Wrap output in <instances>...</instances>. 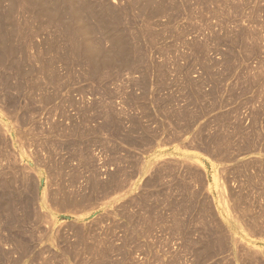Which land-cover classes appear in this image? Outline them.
<instances>
[{
  "label": "rangeland",
  "instance_id": "374dc122",
  "mask_svg": "<svg viewBox=\"0 0 264 264\" xmlns=\"http://www.w3.org/2000/svg\"><path fill=\"white\" fill-rule=\"evenodd\" d=\"M2 1H3V3H2ZM2 1H1L2 9H4V8L7 9V7L9 6V0H7V1L2 0ZM111 1L108 0L110 5L114 4L116 0L114 2L113 1L111 2ZM119 1L122 3L121 5H120ZM119 1L118 0L116 1L117 3L119 2L118 6L116 3L114 4V6L122 8V7L127 6V3L130 1L136 2V0H130V1L129 0H119ZM139 1L140 0H137V2H139ZM185 1H187V2L189 1V2H188V4L183 5L184 3H186ZM229 1L230 0H227V1L226 0H174V2L176 4L173 2V0H172V2L174 4L170 1H167L168 3L170 2L171 4L165 3L167 5V9L169 11L166 9L167 11H165L164 13L169 18H167L163 14L162 17H159L161 19L156 17L158 20L156 18H154V19L148 18V16H147V13H151L153 11V9H154V11L156 10V8H157L155 5L156 3L155 4L151 3L150 6L151 5L152 6L150 8L152 10L148 6L147 8H149V9H148L147 13H145V14H143V13L141 14V12H139V10L133 9V10H135V13L137 15H139V13H140V16L142 19L139 18L140 23L137 22L136 18L134 17L135 13H133V15H132L134 20H131L130 16L128 18H126V15L123 16L125 34H130L129 32H127V27L125 29V24L127 22H128V24L133 25L134 27H136V25H138L137 26L138 28L137 27L135 28V31H136L137 29L143 28L142 27L143 26V24H142L143 18H144V23H146V19H148L147 22L150 21L148 28H146L144 26V29L149 30L148 35H147V33H148L147 30H144L145 31L144 33H143V30H140L139 33H137V35H140V37L138 36L137 39H133V40L131 39L132 43H135V44H133V46L136 45V46H134V47H136L135 49H137L136 52H138L137 58H135L136 63L134 62L132 64V67L131 68L129 67L128 71H127L128 68L124 69V68L113 67L114 70L111 69L108 71L110 73L112 71V74L114 71L113 75L108 73L107 78H105V79L98 78V81H95V82L91 79L95 78L96 76H94V74H92L93 75V77H92L90 75V73L88 72L89 70L91 71L90 68L85 67V70L86 71L88 70L85 73L84 71H82V68H80L79 65L78 66L76 65L77 67L74 66V68L79 69L81 71H78V70L73 71L74 68H72L73 66H71L69 68L72 70L68 69L69 71L68 70L67 71H68V73L71 71H73V72L68 74L67 71L64 70V68L66 69V68H68V66L64 67L63 62L61 63L62 64L61 65L60 62L57 61V59L55 60L54 52H52V50L49 49L50 48L49 45L54 40L56 42L57 36H58L57 41L58 42L61 41V38H59V35H60L58 33L59 31H57V28H56L57 26H53V25L49 26L47 23H45L44 25L48 26L47 28H45V27H41L42 25L40 26V24H38L37 22L32 21V16L30 14V11L32 10L31 8H27L28 13H25V14H23L24 12L21 10H20L21 12H18V14L19 13L20 14L19 15L17 14L16 17L18 18V20H20L19 21V22H21L20 27L23 30L20 29L21 35H16L15 37H13L14 39L12 41V43H13L12 46H14V47L12 50L13 52L12 51L9 52L10 53L9 54L10 59H8L7 58L8 55L2 51V49L4 47H2L1 46L2 44L0 43L1 54L3 53V54H5V56H7L5 58L4 55L2 56L0 54V59H1L0 60V62H1V64H0V76H1V78H0V123L2 124V127L4 126L6 128V126H8L9 128H6V129L10 130V133L8 132L4 138L3 132H5V131L2 130L4 127L0 129V156H1L0 162L3 163V164H0V166H5L7 164L12 165V163L14 162L13 157H16L19 160H22V158H20V156H19L20 153H22V156L24 157V163H22L23 167H27V168H28V166L37 167L35 159L38 158V160H41L40 161V165H41L40 171H41V173H43V176L41 177V173L39 172V178L42 179V183L45 184V185H43L44 186V188H43L44 194H47V196H48L47 200L52 199V198L55 199L54 202L49 201V202H45V204H41V205L33 204V205L27 206L29 208L28 211L31 210V214H36V213L38 214L39 213V215L43 216V220H38V218H40L38 216L37 218L32 217L31 219L28 218L26 221H24V225L28 229V231H30L32 228L35 229V231H33V235H34L33 239L38 241V244H37V248L34 252H29L28 256L22 258L21 264H30L33 257H36V260H37L36 264H106L107 261L108 262L114 261L113 264H121V262H123V264H190L189 262L185 263V261H184L186 259V257H185L186 252H185V249L183 246L185 245L186 239L181 238V236H176L173 239L171 238L170 233L167 230V228L171 224L170 218H168V217H167L168 219L166 218L167 220H161L159 218H156V219H150L149 221L146 222V224L149 225L148 229L147 228L144 229L145 235L149 232V237H148L146 243H149L153 246L152 254L149 253V255H148L146 252L148 250L146 249V247L143 246V241L146 239L145 236H143L141 238L142 243L137 241L136 243H132L131 245H129L127 247L128 252L126 253L125 256H123V254L121 255V253L118 250V246L121 243L123 233H122V231H120V229H118L117 223L124 221L123 216H124L125 212L128 211L129 213H131V210H132V212H135L140 207L142 208V206L137 204V203L136 204L135 203L128 204L126 202L127 201H135V200H133V197H137V196L140 198H142L143 196H146L148 194L153 195L152 197H154V195L158 196L160 194V192H163L164 194H168V193L172 192V193H174L172 196L173 197L176 196L178 198V193H177L176 189H179L181 183H179V181H178L179 177H177V176H180V175H178L179 174L178 173L179 168L176 167V165L179 161L182 162V164L187 165V166H197L198 167L197 170L195 168L196 171H194L193 177H192L193 178L192 184H193L194 188L195 189H201L202 188L204 195L207 198L210 199L211 196L213 195L214 198L216 199V202H217L216 205L218 206L217 212L219 215V221H218L219 223L217 222V219L214 221V223H215V228L216 229L218 228V232H219L218 237H219V240H220L222 246H220V249L218 250L219 252L218 251L216 252L217 255L214 257L213 261L215 260L214 262H216V263L219 262V264H245L246 259L249 256L248 253L252 252L251 250H254L253 251L254 254H252L253 252L250 253L252 256H249L248 260L253 261V262L254 261L258 262L262 259L264 261V193H263L264 192V183H263L264 182L263 181L264 180V173H263L264 163H262V165H260L259 163H261V161L260 162L257 161V160H259V159H257L258 157L259 158L261 157L260 160L263 159V161H264V158H263V156H264V153H263L264 152V147H263L264 146L263 145L264 144V64H263L264 63V9H262V5L264 8V0H232V2L234 1L233 5H232L231 1H230L231 4L229 3ZM238 1H240V2L237 3ZM142 2H143V0H142ZM178 2H180V3H178ZM189 3H190V5H189ZM139 4H140V2H139ZM177 4H179L178 5L179 8L182 6L180 8V10H175L176 8L174 6L171 7V5H175L177 7ZM226 4H230L229 6L230 7L233 6V7L229 8L228 5H226ZM240 4H241V7H239ZM154 5L156 8H154ZM168 5H169V7H168ZM237 6L239 9L237 8ZM184 7H187L189 10L188 9L186 10ZM234 7L237 9L236 10L233 9ZM171 8L174 9L173 10L174 12L172 11ZM259 8H260V10H259ZM6 9L4 12H6ZM28 9L29 10L31 9V10L29 11ZM190 10H192V13L191 12L189 13ZM232 10H234L235 12ZM177 11H178V13H177ZM183 11L185 12L186 16H185V14L182 13ZM172 12H173V15L170 14ZM179 12H181V13H179ZM167 14L168 15L170 14V16H168ZM180 14L182 16H180ZM137 15H135V16L139 17ZM142 15H144V17ZM190 15L192 16L193 19L189 18ZM163 17H165L164 18L165 20L162 19ZM231 17H233V18L235 17V18L232 20ZM172 18H175L178 21L177 20L175 21V19L172 20ZM216 18L218 19V21L221 20V22L220 21L217 22ZM26 19H28L29 22H31L30 25L28 24L29 22ZM81 19L83 20V18H81ZM189 19H191L192 23ZM225 19L226 20L228 19L227 22L225 21ZM24 20L26 21L27 24L24 23L25 22ZM128 20H130V21H128ZM152 20H154V21H152ZM156 20H157V22H156ZM161 20L163 21L164 24L162 23ZM169 20H171V22L169 23L170 25H167ZM230 20H232V21H230ZM125 21H126V23H125ZM158 21L159 22L161 21V22L159 23ZM174 21H175V23H174ZM233 21H234V23H232ZM152 22H153V24H152ZM165 22H166V24H165ZM172 22H173V24H172ZM189 23H191L190 24L191 27H190ZM140 24H142V26ZM154 24H156L155 26L158 25L157 28L153 26ZM159 24H162V26L160 25L162 28L159 26ZM222 24H223V26H222ZM240 24L243 25V26L242 25L240 26L241 28L239 27ZM25 25H27V26H25ZM171 25L172 26L175 25L176 27L174 26V28H173ZM39 26L41 27V30H40V28H38ZM149 27L153 28V29L156 28V29L153 30V29H150ZM158 27H160V28H158ZM163 28H166V29H164V33L162 32L163 33V35H162V33L161 32L158 33V31H160L161 29L163 30ZM171 28H173V29H171ZM187 28H189V29L187 30ZM44 29H46V31ZM52 29L53 30L56 29V30L52 31ZM174 29H176V31L179 33L174 31ZM181 29H182V32L186 31V30L187 31L183 32V34H182ZM240 29H241V33H240ZM25 30H27V31H25ZM151 30H153V31H151ZM156 30H158V31H156ZM166 30L170 31L171 34H169V32ZM135 31L133 34H135ZM191 31H193V32H191ZM47 32L49 33V35ZM211 32H213V33H211ZM51 33H53V34L58 33L59 35L55 34L53 36V37H55V39H54L52 37ZM142 33L145 34L144 39H142L143 36L141 38ZM175 33H176V35L179 34L178 37L181 36L180 37L181 39L178 38L175 35ZM186 33H187V35H186ZM24 34H26V35H24ZM180 34H182L183 36ZM215 34L217 35V37H214ZM237 34L238 35L240 34L239 36H241L243 38L244 37L245 38L250 37L249 40L246 38V40H248L249 42L248 41L246 42L245 38L244 39H241V37L238 38ZM158 35H159V38L157 39ZM184 35H186L188 37L186 38V36H184ZM211 35H212V37H211ZM236 35H237V37L235 39L234 36H236ZM243 35H245V36H243ZM25 36L26 37L28 36V37L26 38ZM146 36H147V38L149 37L148 39H151V37L153 39H151V41L149 40V42H148V40H146L147 42L145 41L146 42L145 43L144 40L147 39V38H145ZM160 36H162V37L160 38ZM16 37L18 39H16ZM19 37H21L22 39L21 38L19 39ZM48 37L49 38L52 37L51 38L52 40L49 39ZM182 37H185V38H182ZM197 37H199V38H197ZM210 37L212 39H210ZM221 37H223V38H221ZM230 37H232L234 39H232ZM139 38H141V39L139 40ZM154 38L156 39V41H154L155 40ZM162 38H163V40H162ZM213 38H216V39L214 40ZM227 38L228 39L230 38L231 42ZM251 38L255 39V41L252 40ZM48 39H49V41H47ZM187 39L190 41H188ZM192 39L194 40V42L197 40L198 43L196 44L197 41L194 43L192 41ZM205 39L208 41V46L210 47V48H208V46L206 47L209 49L208 51L204 46L207 43ZM238 39L239 40L241 39V40L239 41ZM50 40H51V42H50ZM134 40H135V42H134ZM136 40H138V41H136ZM201 40H203V41H201ZM212 40H213V42H212ZM235 40L237 41L238 46L235 42L234 43L235 47L233 48V46L231 44ZM67 41L68 40L64 41L65 45L68 44ZM85 41H86V39H85ZM204 41H205V44H203ZM66 42H67V44H66ZM136 42L137 43L141 42V43L136 44ZM177 42H179L178 45L176 44ZM199 42H201L200 45H199ZM238 42H240L241 44L243 42H246V43L245 44L243 43V45H241ZM153 43H154V45L157 46V47L155 46V49H154ZM155 43H157V44H155ZM228 43L231 47L228 45ZM103 44L104 45L102 47L104 48V46H105L104 51L110 50L107 48L110 46L109 43L106 42ZM143 44H147V45H143ZM139 45H141L140 50H139ZM183 45H185V46H183ZM187 45L191 46V47H188ZM198 45H199V47H198ZM244 45L245 46L247 45V46L245 47ZM59 46H61V45L59 44ZM176 46H178V47H176ZM18 47H20V48H18ZM151 47H152V49H151ZM193 47H194V49H193ZM145 48L148 50H146ZM200 48H202V49H200ZM242 48L244 49L243 51H242ZM245 48L247 51H249V53L247 51H245ZM14 49H16V51ZM203 49H205V50H203ZM211 49H213L214 51ZM240 49H241V51H239ZM19 50H21V52ZM149 50L151 51V53ZM229 50L232 51L229 54L232 57L231 58L228 57V59H225V54L230 52ZM148 51H149V53H148L149 56L146 55L147 53H145ZM152 51H153V53H152ZM237 51H239V53H237ZM11 52H12V54H11ZM19 52H20V54H19ZM161 52L164 55L166 54V52H168L166 54L168 56V58L166 55L165 56L162 55ZM240 52H242V53H240ZM243 52L248 53L247 56H246V54H245V56L244 55L242 56ZM63 53L66 54L65 52H63ZM139 53L140 54L145 53V54H143V55H145V57L143 55H141L142 56L141 57L140 55H138ZM182 53H183V55H182ZM236 53L240 54L242 56V58L244 57L243 60L240 58L241 56L237 55ZM150 54L152 55L151 58H150V56H151ZM184 54H185V56H184ZM249 54H251V55H249ZM235 55L238 57H236ZM162 56L166 57L168 61H164V60H166V58L163 59ZM1 57L4 58V60ZM12 57H14V58H12ZM148 57L151 60H148L149 59ZM169 57H171V58H169ZM175 57H176V59L174 60ZM138 58H140V59H138ZM141 58H143V59H141ZM152 58H154V59H152ZM180 58H181V60H180ZM182 58H185L186 62L184 61L185 59L183 60ZM229 58L231 60H229ZM51 59L52 60L54 59V61H51ZM144 59L147 61H145ZM172 59H173V61L177 62L176 65L179 64V62H180V64L176 66L175 62H173ZM152 60H153V62L156 60L154 63V64H156V66L152 65L153 63H151V65L148 64V63H150L149 61L152 62ZM2 61H3V63L4 62L5 63L3 64ZM46 61H47V63H46ZM138 61L140 62L139 65L137 63ZM162 61H164V62H162ZM226 61H230V62L229 63L227 62V64L225 65ZM8 62H10V63H8ZM52 62L54 65L53 66H52V64H50V65L54 68L53 70L56 71L55 72L56 74L53 73L52 71H51L52 73L50 71H46V70H44L45 72L43 70L41 71V69L44 66H48L49 63H52ZM145 62H147V63H145ZM158 62H161V63H158ZM166 62H168V63H166ZM170 62H171V65H170ZM207 62L209 64L208 67H207V65H208ZM237 62H239V63H237ZM143 63H145V64H143ZM163 63H166L167 65L166 64L163 65ZM204 63L207 65H205ZM55 64L58 66H56ZM142 64L144 66H142ZM160 64H162L164 68H161L162 65H160ZM238 64H240V65H238ZM9 65L10 66L12 65V66L10 67ZM133 65H134V67H133ZM148 65H150V68ZM181 65H182V67L184 66V68L180 67ZM202 65H203V67H202ZM152 66H154V67H152ZM158 66H160V67H158ZM210 66H212L213 69ZM7 67H8V69H7ZM141 67H144V68H141ZM199 67H200V69H199ZM231 67H234V68H231ZM134 68H135V70H134ZM139 68L141 69L140 71L138 70ZM156 68H158L159 71H157L158 69L156 70ZM175 68L176 69L179 68V71H177ZM115 69L120 70V71H116ZM121 69H122V72H121ZM143 69H146V70H143ZM153 69L157 71V73H158V74L156 73L157 75L154 74L155 71ZM203 69L206 70V72L203 71ZM130 70H131L130 73H132V74L129 73ZM165 70H168V71H165ZM210 70H211V72H210ZM123 71L125 73H123ZM133 71L136 74V75L134 74V76H133ZM74 72H75V76L72 77V75H74ZM119 72L122 74H120ZM138 72H140V73L138 74ZM184 72L186 74H184ZM204 72L206 75H204ZM214 72H215V74H214ZM57 73H59V74L57 75ZM126 73L129 75H127ZM145 73H146V75H145ZM147 73L149 75H147ZM76 74L77 75L80 74V76H77ZM150 74H151V76H150ZM178 74L180 77L177 76ZM180 74H182V75H180ZM26 75L28 76L27 79L25 77ZM65 75H67V79H66ZM84 75H86V76L88 75L90 80H88V77H86ZM114 75L117 77L116 80H115L116 77H114ZM125 75H126V77H125ZM160 75L161 76L163 75V77H160ZM187 75H188V77H187ZM215 75H216V77H213ZM2 76H3V78H2ZM7 76L9 77V79H7L8 78ZM50 76L52 78H50ZM81 76H83V77H81ZM99 76H101V75H99ZM123 76H124V78H123ZM129 76L130 77L132 76L131 78H133V79H131ZM140 76H144V78H151V80L146 79L147 80L146 81L144 78L142 79V77H141V79H139ZM153 76H154V78H153ZM166 76H168V77H166ZM211 76L213 78H211ZM23 77H24V80H23ZM29 77H31V78L29 79ZM53 77H54V79L56 78V80H57V83H55V84H54ZM60 77L63 79H58ZM69 77L73 78V80L70 79ZM78 77L79 78L81 77L82 79L81 78L79 79ZM84 77L86 80L84 79ZM111 77L115 80V82H113L114 80ZM121 77H122V79H121ZM128 77L131 80L128 79ZM136 77L137 78L139 77L138 80H136L137 79ZM118 78L121 81H119ZM155 78L158 80V82L159 81L161 82V83L159 82L160 84H162L161 86L159 83H157V80L156 81L154 80ZM178 78H179V80H178ZM187 78H189V79H187ZM214 78H215L214 81L216 83L215 82L212 83ZM216 78H217L219 83H217ZM5 79H7V82H5L6 84L2 82V80L5 81ZM69 79H70V81H69ZM195 79H196V81H195ZM20 80H22V81H20ZM50 80H51V82H50ZM117 80H118V82H117ZM142 80H143V82H142ZM185 80H187V81H185ZM240 80H241V82H240ZM125 81L127 82L126 83L127 88L125 86ZM133 81H135V82L137 81V83L134 84ZM242 81H245V82L247 81V82L243 83ZM129 82L132 85L131 84L129 85ZM150 82H152V83H150ZM176 82H178V83L180 82V83L177 84ZM34 83H35V85L37 83L40 84V85L37 84L38 88H36V86L32 85ZM122 83H124V84H122ZM155 83H157V84H155ZM14 84H18V86L14 85ZM22 84H24V85H22ZM59 84H61V86ZM138 84H139V86H137ZM147 84L149 85V87ZM191 84L193 86H195L196 88H193V86ZM7 85L8 86L10 85V86L8 87ZM52 85H54L55 87L54 86L52 87ZM68 85H69V87H68ZM72 85L74 87L71 90ZM128 85H129V87L130 86L131 87L129 88ZM155 85H157V86L155 87ZM158 85L161 88L160 94H158L159 89H160V88L158 89V87H159ZM11 86H12V88H11ZM39 86H41V87L39 88ZM63 86H67V88L63 87ZM98 86H100V88ZM132 86H133V88H132ZM163 86H165V88H163ZM186 86H187V88H185ZM190 86H191V88H190ZM16 87H17V89H16L17 91L14 90ZM22 87H23V89H22ZM59 87H61V89ZM88 87L90 88V90L88 89ZM92 87H93V90H91ZM117 87H118L119 91H121L122 88H125V89H122V91H121V92H123V91L124 92L118 93ZM120 87H122V88L119 89ZM152 87L153 88L155 87V88L153 89ZM188 87H189V91H188ZM20 88H21V90H20ZM128 88H129V91L127 90ZM131 88H132V90H130ZM142 88L144 89V91H142L143 90ZM212 88H214V91L217 88V90L215 92L216 93L218 92L217 93L218 95L217 94H216V96L214 95L215 92L213 91ZM18 89H19V91H18ZM59 89H60V91H59ZM82 89L84 91H85V89H87L90 92L87 93V91H85V93H84V91H83L82 93H80L81 95L79 93H77V90L79 92H81ZM97 89H99V90H97ZM106 89L108 91H106ZM136 89L141 90V92L137 91ZM201 89H204L205 91L201 90ZM109 90L110 91L114 90L117 92L112 91V93L114 92V94L113 95L110 94L108 96V94L111 93ZM149 90L152 91V93H150ZM209 90L211 91V93H213L212 95H210L211 93L207 94V92H210ZM55 91H58V92L56 93ZM100 91H101V93H100ZM103 91H105L106 93ZM145 91H146V93L148 92V95H146V97L144 95H142L143 92H145ZM190 91H191V93H190ZM66 92H68V93L66 94ZM91 92H93V93H91ZM98 92L101 94V96H99ZM130 92H132L134 95ZM134 92H136V93H134ZM155 92H157V94ZM192 92L196 93V94H193ZM58 93H59V95H58ZM94 93H96V94H94ZM103 93L106 95V97ZM137 93L140 94L139 97L137 96L138 95ZM199 93L202 95H200ZM31 94H32V96H28ZM61 94H62V97H61ZM70 94L73 97H71ZM117 94L122 95V96L119 95L120 99H119V96ZM102 95H104L103 96L104 98L102 97ZM126 95H128V96H126ZM130 95L132 97H134V96L138 97L139 99L133 98L136 101L135 102L132 99V97H130ZM141 95L143 98L141 97ZM150 95H152L153 98ZM203 95H204V97H203ZM208 95H210V97ZM26 96H28V97H26ZM91 96H93L94 99ZM158 96L159 97L161 96V98H159ZM162 96L166 97V99L164 97L162 98ZM29 97H30V99L28 100ZM31 97L33 100L31 99ZM43 97L47 98V99L44 100ZM79 97H80V99H78ZM101 97H102V99H101ZM147 97H149V99H147ZM154 97H156L157 100H155ZM167 97H168V99H167ZM169 97L174 99V100L172 99L173 102L170 100ZM214 97H215V99H217L219 101V103L217 100L214 99ZM8 98H10V100ZM69 98H70V100H69ZM83 98H84V101H83ZM108 98H110V99L107 100ZM4 99H6V100L3 101ZM42 99H43V102H42ZM73 99L74 100L77 99L76 102L77 101L78 102L76 104L75 103L73 104V102H75V101H73ZM103 99L105 100V102ZM123 99H124V101H123ZM128 99H130V100H128ZM201 99H204V100H201ZM207 99H208V101H207ZM47 100H49V101H47ZM65 100L67 101V103L64 102ZM101 100L103 102H101ZM191 100L193 101V103ZM44 101H46V102L44 103ZM92 101H94L95 103H93ZM140 101H142L143 104H144V102L146 104L142 105V102H140ZM147 101H149V102H147ZM203 101H205V102H203ZM68 102L70 104H68ZM128 102H130L131 104ZM155 102H157L156 105H161V107L163 108V109H161V111L163 110V112H164L163 114L167 113L166 116H167L168 120L166 119L165 115H162L165 117V118L164 117L163 118L166 119L167 122L162 121V116H161L162 112L160 111L161 107L159 106L160 108H158V106H156L155 104H152ZM161 102H163V103H161ZM196 102H198L199 104L201 102H203L204 104L198 105V103H196ZM206 102H208L210 104H208V103L206 104ZM102 103H103V105H102ZM111 103H113V106ZM140 103H141V105H140ZM159 103H161V104H159ZM190 103H192V104H190ZM92 104H94V106ZM96 104L98 107L96 106ZM107 104L108 105L111 104V105L108 106ZM125 104H127V105H125ZM129 104H130V106H129ZM170 104H171V106H170ZM71 105H73V106H71ZM104 105H106V106H104ZM133 105L135 108L137 107L136 108L137 111L135 110ZM149 105L150 106L152 105V106L148 108ZM90 106H91V108H90ZM125 106L126 107L129 106L130 108L129 107L126 108ZM138 106L140 107L141 110L138 109ZM146 106H147V108H146ZM199 106H200L201 110H199L200 109ZM26 107L28 109H26ZM121 107H122V109H121ZM156 107L158 108V110H156L157 109ZM183 107H184V109H182ZM105 108H108V109H105ZM142 108L146 109L145 111L147 114H144L145 111H143L144 109H142ZM150 108H151V110L149 111ZM210 108L211 109L213 108V110L216 113L213 110H212L213 112L211 111V113H210L209 112L211 110ZM216 108L218 111L215 110ZM128 109H130V110L128 111ZM168 109H170L171 112L166 111ZM105 110H107L106 111L107 116L110 114L113 115V116L111 115L113 119H111V116L110 117L108 116L110 118V120H108L110 124L109 123L105 124L106 121H103V118H105L104 120H107L106 119L107 116L104 114ZM119 110L122 112L124 111V112L123 113L119 112ZM138 110H139V112H138ZM174 110H175V112L178 111L176 113H178V117L179 118L181 117V119H179L177 117V114H176V116H175V114H173ZM110 111L113 113H110ZM190 111H192V112H190ZM202 111L203 112L205 111L206 114L203 113ZM169 112L173 116H175V119L172 117V115H170ZM258 112H260V113H258ZM99 113H102V114H99ZM128 113H131L130 116H128L129 115ZM151 113L154 114L155 117L157 115H159V116H157L158 118L157 117H156V119L152 118L154 116ZM214 113H215V115H212ZM255 113H257L256 115H258V114H260V115H258V117H257L255 115ZM125 114L126 115L128 114L127 115L128 117ZM136 114L138 117H140V119L141 118L143 119V120L141 119L142 120L140 122L141 125L145 124L144 126L147 125L146 127L149 128V130L152 128L153 130H155V132L157 131L156 134L158 133L157 135H159L160 138L163 137V139H164V142H161L162 140H157V141H159L161 143H169L170 142L168 145H171V144H173V142L175 140H177L179 138L181 139V137H182V141H180V140L178 142L175 141V143H179V144L181 143L182 145L184 144V145H188V146H190L189 144H192L191 147L199 145V144H197V141L194 139L195 135L194 136L192 135L193 131L196 129L195 125L199 124L195 119H197L198 121L200 120V123L205 125V126L207 124L206 120L210 119V120H208V123L211 122L214 124L213 125L209 124V126H208L209 128L206 126L207 128L203 129V133H205V135H207V136L209 135L210 137H208V138H211L212 133L213 134L217 133V131L220 130L219 135L222 136L224 134L223 135L224 139L222 136L223 140H221V142H220L222 145L221 147L225 148V150H231L230 153L232 154V152H233V154H232V156H229V157H224V156L222 157V155H216V156H213L214 158H211V157L204 155L202 152L197 151V150H188V151L184 152L181 150H177L176 148H166V149H162V150H156V152H154V149L157 147V145L154 144L156 141H154L153 143H152V141H149V140L145 141V143L148 142L150 145H152L151 147H150V145L148 147L147 146L148 143L145 144L144 140L139 141L140 139H143V137L141 134L139 136V134H137V132L135 131V130H137V127H135L134 123L136 122V119L138 118L137 117L135 119L134 116H136ZM150 114L152 117H150ZM201 114H202V116H201ZM7 115H8V117L9 116L10 117L14 116V117L12 119L10 117L9 118L7 117L8 120H6L4 117H6ZM147 115H149V116H147ZM179 115H181V116H179ZM182 115L186 117V118L183 117V120H182ZM217 115H219V116H217ZM203 116H205L204 119H203ZM254 116L256 117V119L258 118L257 121H256ZM15 117H16V119H15ZM126 117H127V119H126ZM148 117L152 120H150ZM146 118H148V120ZM14 119H15V121H14ZM17 119H19V120H17ZM25 119H26V121H25ZM122 119H123V121H122ZM169 119L171 120L170 122H169ZM190 119H191V121H190ZM192 119H194L193 124H192ZM115 120H116V123H115ZM137 120L140 121L139 119H137ZM160 120L163 123V126L161 123H159ZM185 120H187V124H186ZM222 120L224 121L223 123L221 122ZM20 121H22L21 124H20ZM110 121H112V122H110ZM132 121H134V122L132 123ZM178 121H179V124H178ZM142 122H143V124H142ZM146 122H148V123L151 122L153 124L151 126V123L147 124ZM168 122L171 125L170 124L167 125ZM172 122L173 123L176 122V123L172 124ZM183 122L185 125L183 124ZM188 122L191 124H189ZM196 122L198 124H196ZM15 123H17L16 125L19 124L18 125L19 129L17 128L16 125H14ZM102 123L105 126L103 125V127H102ZM112 123H114V124H112ZM117 123L119 124V126ZM120 123L123 126L120 125ZM157 123H159L158 126L156 125ZM12 124L14 125V127ZM129 124H131V125H129ZM160 124H161V127H160ZM177 124L179 127L177 126ZM253 124H254V126H253ZM166 125L169 126L168 128H169L170 132L168 129L165 130ZM172 125L175 126L174 128H176L177 131L180 129V132L179 131L176 132V129H174ZM191 125H192V128L194 130H192V128L190 129ZM106 126H107V128H105V130H106L105 131L104 127H106ZM155 126L157 127L156 129H155ZM181 126L184 128L186 126H189V128L187 127L188 129H190V131L188 132L189 134L187 133V135L185 137H183V136L186 134L187 128L184 129V128H181ZM0 127H1V125H0ZM100 127L102 129H99ZM159 127L162 128L163 131H165V132L168 131L169 133L168 132L165 133L163 131L161 132ZM170 127H172V128H170ZM55 128H56V130H55ZM212 128H213V132L211 130ZM11 129H13V130H11ZM118 129H120V131L122 133L119 132ZM124 129H125V131H124ZM128 129H129V132H131V133H128ZM152 129L150 131L153 132V134L155 135V133ZM182 129H184L183 130V134L185 133L184 135H182V133H181ZM206 129L209 130L211 134L210 133L208 134L209 131H207ZM62 130L65 131L66 133L63 132ZM113 130H114V132H116V131L118 132V135H116L115 137L112 134ZM172 131H173V134H170V133H172ZM159 132H160V134H159ZM174 132H176L177 134ZM1 133H2L3 138L1 137ZM67 133H69V134H67ZM76 133L78 135H76ZM101 133H103V134H101ZM163 133L169 134V135H165ZM179 133H181V134H179ZM16 134L19 135V138L21 136L25 142H23V140L21 138L19 139ZM249 134H251V135H249ZM255 134H256V136L259 135V136H257L259 139L255 136ZM65 135L67 136L68 140L65 139L66 138ZM79 135L80 136L83 135L82 138L79 137ZM7 136H9L11 139ZM71 136H73L75 140L72 137L73 140L71 139L69 141V138H71ZM167 136H169V138ZM192 136H193V138H192ZM207 136H205V137H207ZM225 136H228V141H229L228 144H227V140H225ZM252 136H254V138ZM122 137H125V138H122ZM139 137H140V139L138 140ZM97 138H98V140H97ZM167 138L169 139V141ZM255 138H257L256 140H259V141L257 142L255 140ZM26 139H28V140H26ZM130 139H131V142H130ZM134 139L136 141H134ZM166 139H167V141H165ZM184 139H186V140H184ZM192 139H194L196 142H194V140H192ZM250 139H252V140H250ZM36 140L39 142H37ZM53 140H55L56 142ZM187 140L189 141V143H187L188 142ZM198 140H199L198 143L201 142L200 139H198ZM15 141H18V143ZM31 141L33 142V144L31 143ZM47 141L51 142V143H48ZM80 141H82V143ZM91 141H92V143H91ZM223 141L226 143H224ZM246 141H247V143H246ZM58 142H60V143L58 144ZM136 142L143 143L148 148L147 147L145 148V146L143 148L142 144H140V143L138 144ZM203 142H204V144L206 143L205 140ZM203 142H201V143H203ZM253 142H254V144H252ZM47 143L50 145H48ZM132 143L135 145L136 148L133 147ZM37 144H39V145L37 146ZM44 144L46 147H44ZM242 144L244 146L249 144L248 145L249 149L252 148V151L256 149L254 151L255 153L258 151L260 146H262V147H260V149L263 148V150H259V152H257L256 154L252 152V154H254V156L251 153L249 154L246 151H245L246 154H242V153H245L244 151H242L240 153L241 150H239V149L245 148L242 146ZM41 145L45 149L40 147ZM76 145H77L78 149H80L81 146H83L82 147L83 149L81 148L80 150H78L76 148ZM86 145H88L87 149H86ZM50 146H52V147H50ZM131 146H132L134 151L136 149L135 152L139 153L138 154L139 156L135 155L136 153L134 151L132 152ZM256 146H258V148ZM162 147H164V146H162ZM137 148L139 151L137 150ZM141 148L144 149L145 153H144L143 149H141ZM150 148H151V151L149 152L148 150ZM226 148H228V149H226ZM11 150H13L12 159H10L11 157L9 156V154H10L9 151H11ZM70 150H72V151H70ZM235 150H237V151H235ZM260 151H261V155L258 154V153H260ZM3 152H6V153H3ZM70 152H73V154L76 153V155L78 154L77 157H75V155H73ZM236 152L239 154L237 155ZM35 153L37 154L38 157L35 156ZM82 153L84 154V156L86 158L83 156ZM79 154H81V155H79ZM90 154H91V156H89ZM257 154H258V156H257ZM6 155H8V156H6ZM114 155H116L118 158L115 157ZM136 156L138 157V159ZM133 157H134V160L132 161ZM140 157H142V158H140ZM135 158L137 159V161H139V163H142V162H145V163H143L142 165L138 164V162L136 161ZM119 159L121 160V162L119 161ZM139 159L142 161L140 162ZM250 159L251 160L255 159L254 160L255 162L252 160L253 166L248 167L247 165L251 164ZM4 160H5V162H3ZM92 160H93L94 164L92 163ZM79 161H83L84 163L83 162L80 163ZM248 161L250 163H248ZM130 162L134 163L133 164L134 166L131 165ZM164 162L166 163V165L169 164V166H172V169L174 167V169L173 170L171 169L170 171H168L166 173H162V171H159L160 173L158 171L155 172L156 167H158V165H161V166L165 165V164H163ZM168 162H171L172 164L170 165V163H168ZM173 162L176 164H174ZM95 163L97 164V166L101 165L102 167L101 166H99V167H101L102 169L105 168L103 170L101 169L103 176L99 175V174H101L100 171L97 170V172H95L97 169L96 168L97 166ZM114 163H117V164H114ZM243 163H244V165H243ZM255 163L260 165L259 168L256 167L257 165ZM136 164L138 166L141 165V167H143V168L145 165L150 164V165L155 166V170L152 169L151 171L145 170L146 172H141V169H139V172H141V173L137 174L136 168H135ZM116 165H118V167H122L124 171L127 170V172L129 173V174H127V172H122V174H121V175H123V182L125 180L124 183L126 186H127V184H129L128 185L129 188L127 186V188H128V190H127L125 187V190L123 192L125 194L124 195L122 194L123 196H121V195L119 196V194H118L117 195V197L119 196L118 198L116 197L114 192H109L110 189H105V187L103 188L104 185H100L101 182H103V183L109 182V174L107 175L106 173L109 172L110 174H112V172L116 168ZM123 165L125 167H123ZM77 166H78L79 170L77 169ZM81 166H82L83 170L81 169ZM51 167H53V168H51ZM107 167H108V169H107ZM132 167L135 169H132ZM245 167L246 168L248 167L247 169L250 170L252 175H255L258 178V180L255 179V181L259 184V187L255 188L253 190L251 189L252 190L251 193L255 197V200L257 202L256 203H250L248 201H247V203L243 202L245 204H242L239 208L240 211H238L236 208L234 209L235 206H233V205H235L236 202L238 201L237 198L241 197L240 195H243V194L245 195L247 193L246 184H245L246 183V177H245L246 172L244 171V169H246ZM250 168L252 169V171ZM253 168L254 169L258 168V169H256L258 172H256V170H254ZM259 169L262 172L259 171ZM142 171H143V169H142ZM196 172H197V174H196ZM241 173L243 174L244 177L243 176L241 177ZM260 173H262L263 176ZM90 174H93L95 176L93 177ZM58 175H59V177H58ZM105 175H107V176H105ZM130 175H132L133 177ZM249 175L252 176L251 174H249ZM128 176L131 178H129ZM91 177H93V178H91ZM97 177H98V180H95V179H97ZM150 177H152V178H150ZM87 178L90 179L89 183H87L88 182ZM127 178H129V179H127ZM160 178H162V180ZM130 179H131V182L127 183L126 180L130 181ZM159 179L161 180L162 183L163 182L164 183L162 184ZM151 180H154V181H151ZM91 181H93L92 184H90ZM202 181H203V183H202ZM150 182H152V183H150ZM153 182H154V184H153ZM155 182H157L156 184H158V185H156ZM158 182H160V184ZM97 183H98V186H97ZM177 183L180 185L177 186L178 185ZM93 184H95L96 186ZM149 186H151L150 189L148 188ZM99 187H100V189H99ZM156 187H157V190L161 189L162 191H160V190H159L160 192L157 191ZM133 190H134V192H132ZM54 193H55V195H54ZM130 193H131L132 197H130V195H129ZM145 193H146V195H145ZM152 193H154V194H152ZM49 195H52L51 198ZM135 195H137V196H135ZM160 195H162V194H160ZM92 196L94 198H92ZM88 198H90V199H88ZM91 198H92V200H91ZM241 198H243V197H241ZM225 200H226V203L224 202ZM231 200H232V203H234V204L230 203ZM234 200H237V201H234ZM84 202H86V203H84ZM210 202H211V199H210ZM252 204H253V206H252ZM168 205L169 204H160V208L158 210H156V212H163V213L166 212L169 214L171 211H169V209L167 208V207H169ZM247 206H249V207L251 206L252 212L250 214H246V215L241 214V212H246L249 210V207H247ZM249 216H250V218L247 219L246 217H249ZM179 217H181V215H179ZM229 224H231V225L234 224L233 229L230 226H228L229 228L227 227V225H229ZM227 228H228V230H226ZM142 229L143 228H141V230ZM231 229H232V231H229ZM223 230H225V231H223ZM226 231H227V233H226ZM229 232L231 234H233V236ZM4 234L7 235V232L3 231L1 229L0 230V236H5ZM29 236H32V235L30 234ZM26 237H28V236H26ZM3 245L7 249H9L13 252L11 257L7 259L8 264H13L12 263L13 261H9V260L15 259L18 257V252L13 246V241H6ZM46 247H49V252L45 251ZM243 247H244V249H243ZM248 248H250V250ZM246 250H248L250 252L247 251V253H245ZM255 251L259 252V253L261 252V253L260 254L255 253ZM244 254H247V255L243 256ZM40 255H43L45 257L44 260L40 259V257H39ZM189 256H191V255H189ZM258 256H260L261 258L259 257V259H258L257 258ZM253 257H254V259L255 258L256 259L253 260Z\"/></svg>",
  "mask_w": 264,
  "mask_h": 264
},
{
  "label": "bare ground",
  "instance_id": "6f19581e",
  "mask_svg": "<svg viewBox=\"0 0 264 264\" xmlns=\"http://www.w3.org/2000/svg\"><path fill=\"white\" fill-rule=\"evenodd\" d=\"M1 1L2 0H0V43L2 44L1 46L2 47H4L3 49H2V51L5 53V54H7L8 55V57L7 56H5V54H1V52H0V54L3 56H5V58L7 57L8 59H10V51H12L13 50V47L14 46H12V41H13V37H15L16 35H21V30H23V29H21V27H20V23L21 22H19L20 20H18V18L16 17V15L18 14V12H21V11H23L24 13L23 14H25V13H28V11H27V8H31L29 11H30V14H31V16H32V21H35V22H37L38 24H40V26L41 27H45V28H47L48 26H45L44 24L45 23H47L49 26L51 25H53V26H57L56 28H57V31H59L58 33L60 34H58L59 35V38H61V41H57L58 40V36L56 37V42H55V40L54 41H52L51 42V38L56 34H53V33H51V35H52V37L51 38H49V39H51L50 40V50H52V52H54V58H55V60L57 59V61L58 62H60V64L63 62L64 64H63V66L65 67H67L68 66V68H64V70H68V69H70L69 67H71V66H73L72 68H74V66H80V68H82V71H84L85 73L88 71H86L85 70V67L86 68H90L91 69V71L89 70L88 72L90 73V75L93 77V75L92 74H94V76H96L95 78H93V79H91V80H93L94 82L95 81H98V78H102V79H105V78H107V75H108V73H110V72H108L109 70H111V69H113V67H116V68H124V69H126V68H128L127 69V71L129 70V67L131 68L132 67V64L135 62V58H137V53L138 52H136L137 51V49H135L136 47H134V46H136V45H134L133 46V44H135V43H132V40L133 39H137L138 38V36L140 37V35H137V33H139V31L140 30H143V33L145 32L144 30H147V29H144V26L146 27V28H148V26H149V22H147L148 21V19H146V23H144V18H143V26H142V24H140L143 28L142 29H137L136 31H135V28L138 26V25H136V27H134L133 25H130V24H128V22L126 23V21H125V29H126V27H127V32H129L130 34H125V30H124V19H123V16H125L126 15V18H128L129 16H130V19L131 20H134L133 19V13H135V10H133V9H137V10H139V12H141V14L143 13V14H145V13H147V11H148V9L152 6H150V4L151 3H156L155 5H156V7H155V5H154V8H156V10L154 11V9H153V11L151 12V13H147V16H148V18H159V17H162V15L164 14L165 15V11H167L168 9H167V5L166 4H169L170 2H172V0H167V1H170L169 3L166 1V0H143V2H142V0H140L139 2H140V4H139V2H137V0H136V2L138 3H136L135 1H130V2H128L127 3V6H125V7H122V8H120V7H116V6H114V4L116 3L117 4V6H118V3L120 2L119 0V2L117 3L115 0H112L113 2L115 1V3L114 4H112V5H110V3L108 2V0H9V6L7 7V9L6 8H4V9H2V5H1ZM7 1V0H6ZM23 1V2H22ZM111 1V0H110ZM111 1V2H112ZM227 1V0H226ZM231 1V3H232V5H233V2H232V0H230ZM230 1H229V3H230ZM109 4H108V3ZM173 2H174V0H173ZM172 2V3H173ZM184 2V1H183ZM182 2V3H183ZM186 3H184L183 5H185V4H188V2L187 1H185ZM240 1H238L237 3H239ZM2 3H3V1H2ZM166 3V4H165ZM175 3V2H174ZM173 3V4H174ZM178 3H180V2H178ZM181 3V4H182ZM193 3V2H192ZM227 3V2H226ZM230 3V4H231ZM236 3V2H235ZM236 3V4H237ZM122 3L120 2V5H121ZM171 4V3H170ZM176 4V3H175ZM230 4H226V5H228V7L229 8H232V7H230L229 5ZM178 5L179 4H177V7L175 6V5H171V7L172 6H174L176 9L175 10H180V8L182 7L181 5V7L179 8L178 7ZM189 5H190V3H189ZM188 5V6H189ZM192 5V4H191ZM261 5V4H260ZM149 6V8H147ZM187 6V5H186ZM258 6V5H257ZM256 6V7H257ZM168 7H169V5H168ZM173 7V8H174ZM236 7V6H235ZM233 8V9H237L238 8V6H237V8ZM239 7H241V4H240V6ZM153 8V7H152ZM179 8V9H178ZM186 10L188 9L187 7H184ZM5 9H6V12H4L5 11ZM151 9V8H150ZM167 9V10H166ZM172 9V8H171ZM170 9V10H171ZM183 9V8H182ZM239 9V8H238ZM262 9H264L263 8V5H262ZM21 10V11H20ZM152 10V9H151ZM174 9H172V11H173ZM189 10V9H188ZM259 10H260V8H259ZM150 11V10H149ZM169 11V10H168ZM185 11V10H184ZM182 12L183 14H185V12ZM232 11H234V10H232ZM171 12V11H170ZM174 12V11H173ZM173 12L172 13H170L171 15H173ZM192 13V10H190L189 11V13ZM215 12V11H214ZM235 12V11H234ZM169 13V12H168ZM177 13H178V11H177ZM179 13H181V12H179ZM187 13V12H186ZM20 14V13H19ZM18 14V15H19ZM170 14L168 15V16H170ZM135 15H137L136 13L134 14V17L136 18V21L137 22H139V18H141V16H140V13H139V15H137V16H139V17H136ZM161 15V16H160ZM68 16V17H67ZM143 17H144V15H142ZM166 16V15H165ZM180 16H182L181 14H180ZM184 16V15H183ZM185 16H186V14H185ZM216 16V15H215ZM167 17V16H166ZM81 18H83V20L81 19ZM156 18V19H157ZM165 17H163L162 19H164ZM167 18H169V17H167ZM166 18V19H167ZM176 18V17H175ZM175 18H172V20H174ZM178 18V17H177ZM180 18V17H179ZM189 18H192V16L190 15L189 16ZM232 18V20L235 18H233V17H231ZM25 19V18H24ZM142 19V18H141ZM150 19V20H151ZM159 19H161V18H159ZM193 19V18H192ZM217 19V18H216ZM220 19V18H219ZM230 19V18H229ZM23 20V19H22ZM26 20H28V19H26ZM158 20V19H157ZM157 20H156V22H157ZM165 20V19H164ZM177 19H175V21H176ZM190 21H191V19H189ZM228 20V19H227ZM227 20L225 19V21L227 22ZM232 20H230V21H232ZM25 21V20H24ZM128 21H130V20H128ZM141 21V22H142ZM152 21H154V20H152ZM162 21V20H161ZM160 21V22H161ZM167 21V20H166ZM175 21H174V23H175ZM178 21V20H177ZM220 22H221V20H219ZM218 21V19H217V22H219ZM229 21V22H230ZM235 21V20H234ZM234 21L232 22V23H234ZM28 22H29V20H28ZM132 22V21H131ZM159 22V21H158ZM159 22V23H160ZM171 22V20H169L168 21V23H167V25H170L169 23ZM189 22V21H188ZM194 22V21H193ZM24 23H26V21L24 22ZM30 23L31 22H29L28 24L30 25ZM140 23V22H139ZM162 23H163V21H162ZM191 23H192V21H191ZM191 23H189V25L191 24ZM23 24V23H22ZM27 24V23H26ZM146 24V25H145ZM152 24H153V22H152ZM164 24V23H163ZM165 24H166V22H165ZM172 24H173V22H172ZM221 24V23H220ZM24 25V24H23ZM28 25V26H29ZM127 25V26H126ZM139 25V26H140ZM156 24H154L153 26L154 27H156L157 28V26H155ZM162 26V24H159V26ZM166 25V26H167ZM176 25V24H175ZM175 25H171L173 28H174V26ZM193 25V24H192ZM242 24H240L239 25V27L241 26ZM25 26H27V25H25ZM38 27V28H40V30H41V27ZM160 26V27H161ZM177 26V25H176ZM175 26V27H176ZM194 26V25H193ZM222 26H223V24H222ZM243 26V25H242ZM24 27V26H23ZM151 27V26H150ZM149 27V28H150ZM160 27H158V28H160ZM164 27V26H163ZM168 27V26H167ZM166 27V28H167ZM190 27H191V25H190ZM238 27V26H237ZM238 27V28H239ZM54 28V27H53ZM138 28V27H137ZM140 28V27H139ZM155 28V29H156ZM162 28V27H161ZM166 28H163V30L161 29L160 31H158V30H156V31H158V33L159 32H163L164 33V29H166ZM173 28H171V29H173ZM179 28V27H178ZM241 28V27H240ZM243 28V27H242ZM21 29V30H20ZM50 29V28H49ZM150 29H153V28H150ZM155 29H153V30H155ZM169 29V28H168ZM170 29V30H171ZM180 29V28H179ZM178 29V30H179ZM189 28H187V30H188ZM45 31H46V29H44ZM54 30H56V29H54ZM53 29H52V31H54ZM153 30H151V31H153ZM186 30V29H185ZM186 30V31H187ZM239 30V29H238ZM25 31H27V30H25ZM30 31V30H29ZM134 31H135V34H133L134 33ZM148 31V33H147V35L149 34V30H147ZM150 31V32H151ZM166 31H168V30H166ZM172 31V30H171ZM174 31H176V29H174ZM186 31H183V32H186ZM44 32V31H43ZM169 32V34H171V32L170 31H168ZM173 32V31H172ZM177 32V31H176ZM181 32H182V29H181ZM180 32V33H181ZM183 32H182V34H183ZM191 32H193V31H191ZM33 33V32H32ZM48 33V32H47ZM141 34V38H142V36H143V38L142 39H144V35L145 34ZM154 33V32H153ZM157 33V34H158ZM163 33H162V35H163ZM177 33H179V32H177ZM211 33H213V32H211ZM240 33H241V29H240ZM245 33V32H244ZM248 33V32H247ZM56 34V35H57ZM152 34V33H151ZM150 34V35H151ZM168 34V33H167ZM182 34H180V35H182ZM185 34V33H184ZM23 35V34H22ZM24 35H26V34H24ZM28 35V34H27ZM30 35V34H29ZM48 35H49V33H48ZM149 35V36H150ZM156 35V34H155ZM161 35V34H160ZM174 35V34H173ZM175 35H176V33H175ZM186 35H187V33H186ZM186 35H184V36H186ZM214 35V34H213ZM238 35V34H237ZM237 35L236 36H234V38L236 39V37H237ZM240 35V34H239ZM238 35V38L239 37H241V36H239ZM249 35V34H248ZM34 36V35H33ZM152 36V35H151ZM154 36V35H153ZM166 36V35H165ZM169 36V35H168ZM177 37L179 36V34L178 35H176ZM183 36V35H182ZM243 36H245V35H243ZM247 36V35H246ZM22 37V36H21ZM21 37H19V39L21 38ZM26 37V36H25ZM24 37V38H25ZM28 37V36H27ZM26 37V38H27ZM155 37V36H154ZM162 36H160V38H161ZM176 37V38H177ZM181 37V36H180ZM180 37H178V38H180ZM188 36H186V38H187ZM211 37H212V35H211ZM210 37V39H212ZM214 37H217V35L215 34V36ZM219 37V36H218ZM225 37V36H224ZM253 37V36H252ZM54 39H55V37H53ZM141 38H139V40L141 39ZM145 38H147V36L145 37ZM149 38V37H148ZM145 39L144 40V42L146 41V40H148V42H149V40L151 41V39H153L152 37H151V39ZM159 38V35L157 36V39ZM165 38V37H164ZM182 38H185V37H182ZM197 38H199V37H197ZM220 38V37H219ZM221 38H223V37H221ZM230 38H232V37H230ZM230 38L228 39L229 41H230ZM234 38H232V39H234ZM245 38V37H244ZM243 37H241V39H244ZM247 38V37H246ZM246 38H245V40H246ZM249 38L250 37H248L247 39L249 40ZM16 39H18L17 37H16ZM15 39V40H16ZM22 39V38H21ZM49 39L47 40V41H49ZM85 39H86V41H85ZM132 39V40H131ZM155 39V38H154ZM166 39V38H165ZM175 39V38H174ZM181 39V38H180ZM189 39V38H188ZM187 39V40H188ZM195 39V38H194ZM201 39V38H200ZM214 40L216 39V38H213ZM240 39V40H241ZM252 39V38H251ZM250 39V40H251ZM66 40H68L67 42H68V44H67V42H66V44L67 45H65L64 43V41H66ZM160 40V39H159ZM162 40H163V38H162ZM176 40V39H175ZM183 40V39H182ZM206 40V39H205ZM218 40V39H217ZM221 40V39H220ZM225 40V39H224ZM227 40V41H228ZM239 40V39H238ZM239 40V41H240ZM248 40H246V42L248 41ZM252 40H254L255 41V39H252ZM25 41V40H24ZM28 41V40H27ZM32 41V40H31ZM136 41H138V40H136ZM153 41V40H152ZM154 41H156V39L154 40ZM161 41V40H160ZM159 41V42H160ZM179 41V40H178ZM188 41H190V40H188ZM187 41V42H188ZM192 41L194 42V40L192 39ZM197 41V40H196ZM195 41V42H196ZM200 41V40H199ZM201 41H203V40H201ZM16 42V41H15ZM63 42V43H62ZM109 43L110 44V46L109 47H107L108 49H110V50H108V51H104V48H105V46H104V48L102 47L104 44L103 43ZM134 42H135V40H134ZM143 42V41H142ZM143 42V43H144ZM147 42V41H146ZM145 42V43H146ZM176 42V41H175ZM180 42V41H179ZM179 42H177L176 44L178 45V43ZM185 42V41H184ZM194 42V43H195ZM206 45H204L205 46V48L208 46V41L206 40ZM212 42H213V40H212ZM216 42V41H215ZM231 42V41H230ZM236 42V44H237V41L235 40L231 45L233 46V48L235 47V45H234V43ZM246 42H243L244 44L246 43ZM249 42V41H248ZM27 43V42H26ZM138 43H141V42H138ZM137 42H136V44H138ZM174 43V42H173ZM172 43V44H173ZM181 43V42H180ZM189 43V42H188ZM187 43V44H188ZM198 43V41L196 42V44ZM203 43V42H202ZM238 43H240V42H238ZM243 43L241 44V45H243ZM15 44V43H14ZM59 44L61 45V46H59ZM149 44V43H148ZM155 44H157V43H155ZM159 44V43H158ZM191 44V43H190ZM189 44V45H190ZM201 44V42H199V45ZM203 44H205V41H204V43ZM248 44V43H247ZM23 45V44H22ZM96 45V46H95ZM143 45H147V44H143ZM150 45V44H149ZM153 45H154V43H153ZM160 45V44H159ZM162 45V44H161ZM175 45V44H174ZM180 45V44H179ZM182 45V44H181ZM194 45V44H193ZM192 45V46H193ZM199 45H198V47H199ZM228 45H229V43H228ZM6 46V47H5ZM18 46V45H17ZM20 46V45H19ZM68 46V47H67ZM140 46L141 45H139V50H140ZM155 46L156 45H154V49H155ZM183 46H185V45H183ZM188 46V45H187ZM197 46V45H196ZM203 46V45H202ZM201 46V47H202ZM211 46V45H210ZM230 46V45H229ZM237 46H238V44H237ZM240 46V45H239ZM245 46V45H244ZM247 46V45H246ZM245 46V47H246ZM250 46V45H249ZM150 47V46H149ZM153 47V46H152ZM152 47H151V49H152ZM157 47V46H156ZM176 47H178V46H176ZM188 47H191V46H188ZM197 47V48H198ZM228 47V46H227ZM231 47V46H230ZM18 48H20V47H18ZM24 48V47H23ZM138 48V47H137ZM147 48V47H146ZM145 48V49H146ZM175 48V47H174ZM196 48V49H197ZM203 48V47H202ZM202 48H200V49H202ZM208 48H210L209 46H208ZM208 48H206L207 49V51L209 50ZM248 48V47H247ZM11 49V50H10ZM143 49V48H142ZM141 49V50H142ZM153 49V50H154ZM193 49H194V47H193ZM230 49V48H229ZM15 51H16V49H14ZM25 50V49H24ZM146 50H148V49H146ZM203 50H205V49H203ZM202 50V51H203ZM211 50H213V49H211ZM244 49L242 48V51H243ZM20 52H21V50H19ZM150 51V50H149ZM149 51L148 52H145V53H147L146 55H148V53H149ZM180 51V50H179ZM199 51V50H198ZM214 51V50H213ZM212 51V52H213ZM230 51V50H229ZM239 51H241V49L239 50ZM239 51H237V53H239ZM245 51H247L246 50V48H245ZM13 52V51H12ZM12 52H11V54H12ZM20 52H19V54H20ZM63 52H65L66 54H64ZM140 52V51H139ZM143 52V51H142ZM160 52V51H159ZM232 51H230V52H228V53H226L225 54V59H228V57H232V56H230L229 54L231 53ZM248 53H249V51H247ZM15 53V52H14ZM145 53H142V54H138V55H143V54H145ZM150 53H151V51H150ZM152 53H153V51H152ZM164 53V52H163ZM168 52H166V54H167ZM180 53V52H179ZM198 53V52H197ZM206 53V52H205ZM236 53V54H237ZM240 53H242V52H240ZM248 53H245V52H243V54H242V56L244 55L245 56V54H246V56H247V54ZM18 54V53H17ZM23 54V53H22ZM161 54H162V52H161ZM165 54V55H166ZM187 54V53H186ZM210 54V53H209ZM15 55V54H14ZM151 55V54H150ZM162 55H164V54H162ZM164 55V56H165ZM172 55V54H171ZM175 55V54H174ZM178 55V54H177ZM182 55H183V53H182ZM233 55V54H232ZM237 55H240V54H237ZM249 55H251V54H249ZM248 55V56H249ZM144 57H145V55H143ZM149 56V55H148ZM167 56V55H166ZM184 56H185V54H184ZM236 56V55H235ZM241 56V55H240ZM239 56V57H240ZM242 56L240 57L242 60H243V58H242ZM17 57V56H16ZM139 57V56H138ZM142 57V56H141ZM143 57V58H144ZM152 57V55L150 56V58ZM163 57V56H162ZM179 57V56H178ZM181 57V56H180ZM236 57H238V56H236ZM2 58V57H1ZM12 58H14V57H12ZM53 58V57H52ZM143 58H141V59H143ZM149 58V57H148ZM148 59V60H151V59ZM164 58H166V57H163V59ZM167 58H168V56H167ZM167 58H166V60H164V61H168L167 60ZM169 58H171V57H169ZM173 58V57H172ZM229 58V60H231ZM3 60H4V58H2ZM138 59H140V58H138ZM152 59H154V58H152ZM156 59V58H155ZM176 59V57L174 58V60ZM183 60L185 59V58H182ZM246 59V58H245ZM1 60V59H0ZM17 60V59H16ZM145 60V59H144ZM143 60V61H144ZM157 60V59H156ZM155 60V61H156ZM170 60V59H169ZM178 60V59H177ZM180 60H181V58H180ZM182 60V61H183ZM6 61V60H5ZM50 61V60H49ZM51 61H54V59L52 60L51 59ZM65 61V62H64ZM140 61V60H139ZM137 62L138 63V65H139V63L141 62ZM145 61H147V60H145ZM155 61L153 62V60H152V62L151 61H149L150 63H148V64H150L151 65V63H153L152 65H155L156 66V64H154L155 63ZM164 61H162V62H164ZM172 61H173V59H172ZM181 61V62H182ZM185 62H186V59L184 60ZM57 62V63H58ZM173 62H175V61H173ZM201 62V61H200ZM227 62L229 63L230 61H226L225 62V65L227 64ZM2 63H3V61H2ZM5 63V62H4ZM3 63V64H4ZM8 63H10V62H8ZM45 63V62H44ZM43 63V64H44ZM46 63H47V61H46ZM136 63V62H135ZM145 63H147V62H145ZM145 63H143V64H145ZM158 63H161V62H158ZM166 63H168V62H166ZM166 63H163V65H165ZM176 63L177 62H175V65H176ZM237 63H239V62H237ZM0 64H1V62H0ZM13 64V63H12ZM50 64H52V66L54 65L53 64V62L52 63H49V65ZM142 64V66H144ZM174 64V63H173ZM172 64V65H173ZM179 64H180V62H179ZM179 64H177V65H179ZM201 64V63H200ZM205 64V63H204ZM203 64V65H204ZM207 64H208V62H207ZM207 64H205V65H207ZM264 64V63H263ZM45 65V64H44ZM48 65V64H47ZM44 66L42 69H41V71L43 70H46V71H52L53 73H55L56 71H54L53 69V67L50 65V66ZM56 65V64H55ZM62 65V64H61ZM137 65V66H138ZM147 65V64H146ZM145 65V66H146ZM150 65H148L149 66V68H150ZM160 65H162V64H160ZM163 65H162V67L161 68H164L163 67ZM167 65V64H166ZM170 65H171V62H170ZM169 65V66H170ZM176 65V66H177ZM195 65V64H194ZM203 65H202V67H203ZM238 65H240V64H238ZM10 66V65H9ZM12 66V65H11ZM10 66V67H11ZM56 66H58V65H56ZM76 66V67H77ZM175 66V67H176ZM197 66V65H196ZM209 66V64L207 65V67ZM234 66V65H233ZM23 67V66H22ZM42 67V66H41ZM61 67V66H60ZM133 67H134V65H133ZM139 67V66H138ZM147 67V66H146ZM152 67H154V66H152ZM151 67V68H152ZM158 67H160V66H158ZM180 67H182V65L180 66ZM195 67V66H194ZM193 67V68H194ZM201 67V66H200ZM200 67H199V69H200ZM205 67V66H204ZM211 68H212V66H210ZM230 67V66H229ZM263 67V66H262ZM17 68V67H16ZM19 68V67H18ZM58 68V67H57ZM56 68V69H57ZM79 68V67H78ZM141 68H144V67H141ZM148 68V67H147ZM160 68V69H161ZM171 68V67H170ZM182 68H184V66L182 67ZM196 68V67H195ZM210 68V69H211ZM231 68H234V67H231ZM236 68V67H235ZM7 69H8V67H7ZM55 69V70H56ZM60 69V68H59ZM62 69V68H61ZM158 68H156V70H157ZM167 69V68H166ZM169 69V68H168ZM176 69V68H175ZM186 69V68H185ZM184 69V70H185ZM198 69V70H199ZM208 69V68H207ZM213 69V68H212ZM18 70V69H17ZM20 70V69H19ZM70 70H72V69H70ZM75 70H78V71H81V70H79V69H75L74 68V70L73 71H75ZM114 70V69H113ZM116 70V69H115ZM134 70H135V68H134ZM139 71L141 70L140 68L138 69ZM143 70H146V69H143ZM154 70V69H153ZM156 70H154L155 71V75H157L158 73H157V71H159V69L156 71ZM174 70V69H173ZM177 71H179V68L178 69H176ZM175 70V71H176ZM181 70V69H180ZM190 70V69H189ZM196 70V69H195ZM209 70V69H208ZM227 70V69H226ZM24 71V70H23ZM69 71V70H68ZM68 71H67V73H68ZM73 71H71V72H69L68 74H70V73H72ZM116 71H120V70H116ZM126 71V70H125ZM126 71V72H127ZM148 71V70H147ZM152 71V70H151ZM165 71H168V70H165ZM192 71V70H191ZM203 71H205L206 72V70H204L203 69ZM228 71V70H227ZM32 72V71H31ZM45 72V71H44ZM51 72V73H52ZM121 72H122V69H121ZM131 72V70L129 71V73ZM150 72V71H149ZM148 72V73H149ZM153 72V71H152ZM162 72V71H161ZM170 72V71H169ZM168 72V73H169ZM193 72V71H192ZM205 72H204V75H206L205 74ZM210 72H211V70H210ZM230 72V71H229ZM23 73V72H22ZM66 73V72H65ZM81 73V72H80ZM117 73V72H116ZM115 73V74H116ZM120 73V72H119ZM123 73H125L124 71H123ZM140 72H138V74H139ZM147 73V75H149ZM157 73V74H156ZM167 73V72H166ZM165 73V74H166ZM172 73V72H171ZM178 73V72H177ZM190 73V72H189ZM56 74V73H55ZM54 74V75H55ZM59 73H57V75H58ZM82 74V73H81ZM84 74V73H83ZM88 74V73H87ZM101 75V76H99V75ZM111 75H113L114 74V71H113V74H112V71H111V73H110ZM120 74H122V73H120ZM127 74V73H126ZM130 74H132V73H130ZM134 74H135V72L133 71V76H134ZM152 74V73H151ZM151 74H150V76H151ZM153 74V75H154ZM164 74V73H163ZM183 74V73H182ZM182 74H180V75H182ZM184 74H186L185 72H184ZM183 74V75H184ZM214 74H215V72H214ZM17 75V74H16ZM21 75V74H20ZM28 75V74H27ZM25 76L26 77V79H27V77L28 76ZM72 75V74H71ZM77 75V74H76ZM117 75V74H116ZM124 75V74H123ZM127 75H129V74H127ZM136 75V74H135ZM144 75V74H143ZM145 75H146V73H145ZM154 75V76H155ZM167 75V74H166ZM209 75V74H208ZM4 76V75H3ZM3 76H2V78H3ZM23 76V75H22ZM66 76V79H67V75H65ZM69 76V75H68ZM73 76H75V72H74V75H72V77ZM77 76H80V74H78ZM84 76H86V75H84ZM121 76V75H120ZM154 76H153V78H154ZM169 76V75H168ZM168 76H166V77H168ZM176 76V75H175ZM178 77H180L179 76V74L177 75ZM176 76V77H177ZM185 76V75H184ZM210 76V75H209ZM5 77V76H4ZM8 77V76H7ZM12 77V76H11ZM18 77V76H17ZM81 77H83V76H81ZM80 77V78H81ZM86 77H88V75L86 76ZM109 77V76H108ZM114 77H116L115 75H114ZM125 77H126V75H125ZM130 77V76H129ZM128 77V79H130ZM141 77H142V79L144 78V76H140V78L139 79H141ZM146 77V76H145ZM149 77V76H148ZM159 77V76H158ZM160 77H163V75L161 76L160 75ZM171 77V76H170ZM182 77V76H181ZM186 77V76H185ZM187 77H188V75H187ZM213 77H216V75L215 76H213ZM212 76H211V78H213ZM0 78H1V76H0ZM20 78V77H19ZM31 77H29V79H30ZM50 78H52L51 76H50ZM70 78V77H69ZM76 78V77H75ZM79 78V77H78ZM79 78V79H80ZM112 78V77H111ZM123 78H124V76H123ZM137 78V77H136ZM135 78V79H136ZM138 78L136 79V80H138ZM210 78V77H209ZM7 79H9V77L7 78ZM7 79H5V81H3L2 80V82L3 83H5V82H7ZM11 79V78H10ZM22 79V78H21ZM28 79V80H29ZM53 79H54V77H53ZM52 79V80H53ZM58 79H63V78H58ZM70 79H72L73 80V78H70ZM70 79H69V81H70ZM82 79V78H81ZM84 79H85V77H84ZM113 79V78H112ZM117 79V77L115 78V80ZM121 79H122V77H121ZM131 79H133V78H131ZM130 79V80H131ZM145 80L146 79H150L151 80V78H144ZM172 79V78H171ZM187 79H189V78H187ZM191 79V78H190ZM243 79V78H242ZM19 80V79H18ZM23 80H24V77H23ZM86 80V79H85ZM88 80H90L89 79V77H88ZM114 80V79H113ZM115 80L113 81V82H115ZM118 80L119 81H121L119 78H118ZM118 80H117V82H118ZM155 81L157 80L156 78L154 79ZM163 80V79H162ZM177 80V79H176ZM178 80H179V78H178ZM181 80V79H180ZM215 80V78L213 79V81H212V83L213 82H215L214 81ZM216 80H217V78H216ZM9 81V80H8ZM13 81V80H12ZM20 81H22V80H20ZM26 81V80H25ZM63 81V80H62ZM101 81V80H100ZM99 81V82H100ZM127 81V80H126ZM125 81V86H126V82ZM147 81V80H146ZM149 81V80H148ZM154 81V82H155ZM166 81V80H165ZM184 81V80H183ZM185 81H187V80H185ZM189 81V80H188ZM195 81H196V79H195ZM18 82V81H17ZM50 82H51V80H50ZM59 82V81H58ZM68 82V81H67ZM134 82V84L135 83H137V81L135 82V81H133ZM142 82H143V80H142ZM153 82V83H154ZM160 82V81H159ZM158 82V80H157V83H159ZM190 82V81H189ZM240 82H241V80H240ZM243 83H246L245 81H242ZM24 83V82H23ZM55 83H57V80H56V78L54 79V84ZM63 83V82H62ZM141 83V82H140ZM145 83V82H144ZM150 83H152V82H150ZM157 83H155V84H157ZM161 83V82H160ZM159 83V84H160ZM177 84H179L178 82H176ZM183 83V82H182ZM185 83V82H184ZM187 83V82H186ZM201 83V82H200ZM199 83V84H200ZM216 83V82H215ZM217 83H219L218 82V80H217ZM6 84V83H5ZM12 84V83H11ZM21 84V83H20ZM38 85H40L39 83H37ZM37 84L35 85V83L34 84H32V85H34V86H36V88H38L37 87ZM67 84V83H66ZM122 84H124V83H122ZM131 83L129 82V85H130ZM165 84V83H164ZM167 84V83H166ZM193 84V83H192ZM191 84V85H192ZM202 84V83H201ZM14 85H17L18 86V84H14ZM22 85H24V84H22ZM60 86H61V84H59ZM63 85V84H62ZM65 85V84H64ZM71 85V84H70ZM129 85H128V87H129ZM132 85V84H131ZM148 85V84H147ZM151 85V84H150ZM162 84H160V86H161ZM184 85V84H183ZM182 85V86H183ZM187 85V84H186ZM190 85V84H189ZM188 85V86H189ZM204 85V84H203ZM216 85V84H215ZM246 85V84H245ZM8 86V85H7ZM10 86V85H9ZM8 86V87H9ZM54 85H52V87H53ZM124 86V87H125ZM134 86V85H133ZM133 86H132V88H133ZM137 86H139V84L137 85ZM157 85H155V87H156ZM159 86V85H158ZM160 86L158 87V89L160 88ZM193 86V85H192ZM214 86V85H213ZM212 86V87H213ZM15 87V86H14ZM41 86H39V88H40ZM55 87V86H54ZM58 87V86H57ZM56 87V88H57ZM63 87H66L67 88V86H63ZM68 87H69V85H68ZM71 87V86H70ZM74 86L72 85V87H71V90H72V88H73ZM99 88H100V86H98ZM123 87V86H122ZM122 87H120L119 89H121ZM131 87V86H130ZM129 87V88H130ZM135 87V86H134ZM148 87H149V85H148ZM154 87V88H155ZM168 87V86H167ZM166 87V88H167ZM219 87V86H218ZM6 88V87H5ZM4 88V89H5ZM11 88H12V86H11ZM60 89H61V87H59ZM126 88H127V86H126ZM129 88L127 89L128 91H129ZM132 88L130 89V90H132ZM144 88V87H143ZM142 88V89H143ZM146 88V87H145ZM153 88V87H152ZM153 88V89H154ZM163 88H165V86H163ZM185 88H187V86L185 87ZM190 88H191V86H190ZM193 88H196L195 86H193ZM14 89V88H13ZM17 89V87L14 89V90H16ZM22 89H23V87H22ZM35 89V88H34ZM60 89H59V91H60ZM65 89V88H64ZM88 89L90 90V88L88 87ZM95 89V88H94ZM114 89V88H113ZM122 89H125V88H122ZM122 89H121V91H122ZM138 89V88H137ZM136 89V90H137ZM148 89V88H147ZM146 89V90H147ZM198 89V88H197ZM213 89V91H214V88H212ZM219 89V88H218ZM20 90H21V88H20ZM36 90V89H35ZM63 90V89H62ZM67 90V89H66ZM65 90V91H66ZM91 90H93V87L91 88ZM97 90H99V89H97ZM116 90V89H115ZM117 90H118V87H117ZM160 90H161V88L159 89V93L158 94H160ZM164 90V89H163ZM201 90H204V89H201ZM216 90H217V88H216ZM215 90V91H216ZM10 91V90H9ZM17 91V90H16ZM18 91H19V89H18ZM74 91V90H73ZM84 90L82 89V91L81 92H79L78 90H77V93H82ZM85 91H87V93L88 92H90V91H88L87 89H85ZM85 91H84V93H85ZM106 91H108L107 89H106ZM110 91V90H109ZM112 91H114V90H112ZM112 91H110L111 93H109L108 94V96L110 95V94H114V92H117V91H114L113 93H112ZM121 91H119L118 90V93H123V92H121ZM135 91V90H134ZM137 91H140L141 92V90H137ZM142 91H144V89L142 90ZM157 91V90H156ZM181 91V90H180ZM188 91H189V87H188ZM187 91V92H188ZM205 91V90H204ZM210 91V90H209ZM214 91V92H215ZM56 93L58 92V91H55ZM75 92V91H74ZM103 92H105V91H103ZM133 92V91H132ZM132 92H130V93H132ZM149 92L150 93H152V91H150L149 90ZM158 92V91H157ZM157 92H155L156 94H157ZM184 92V91H183ZM200 92V91H199ZM55 93V94H56ZM68 92H66V94H67ZM73 93V92H72ZM91 93H93V92H91ZM99 93V92H98ZM100 93H101V91H100ZM99 93V96H101V94ZM106 93V92H105ZM134 93H136V92H134ZM154 93V92H153ZM190 93H191V91H190ZM193 93V92H192ZM203 93V92H202ZM210 94L211 93V91L210 92H207V94ZM218 93V92H217ZM216 92H215V96H216V94H217ZM94 94H96V93H94ZM93 94V95H94ZM104 94V93H103ZM133 94V93H132ZM138 94V93H137ZM193 94H196V93H193ZM200 94V93H199ZM204 94V93H203ZM206 94V95H207ZM213 93H211L210 95H212ZM27 95V94H26ZM58 95H59V93H58ZM57 95V96H58ZM74 95V94H73ZM78 95V94H77ZM81 95V94H80ZM90 95V94H89ZM92 95V94H91ZM105 95V94H104ZM104 95H102V97L104 96ZM118 96L119 95H121V94H117ZM116 95V96H117ZM125 95V94H124ZM134 95V94H133ZM139 95L140 94H138L137 96L139 97ZM142 95H144L145 97H146V95H148V92L146 93V91L145 92H143V94ZM142 95H141V97H142ZM153 95V94H152ZM152 95H150L151 97H152ZM198 95V94H197ZM200 95H202V94H200ZM210 95H208L209 97H210ZM213 95V96H214ZM218 95V94H217ZM28 96H32V94L31 95H28ZM28 96H26V97H28ZM70 96H71V94H70ZM95 96V95H94ZM97 96V95H96ZM98 96V97H99ZM122 96V95H121ZM126 96H128V95H126ZM149 96V97H150ZM156 96V95H155ZM207 96V97H208ZM61 97H62V94H61ZM60 97V98H61ZM64 97V96H63ZM67 97V96H66ZM69 97V96H68ZM71 97H73V96H71ZM75 97V96H74ZM91 97H93V96H91ZM102 97H101V99H102ZM105 97H106V95H105ZM125 97V96H124ZM130 97H132L131 95H130ZM138 97H132V99L133 98H138ZM149 97H147V99H149ZM157 97V96H156ZM156 97H154L155 98V100H157V98ZM159 97V96H158ZM164 96H162V98H163ZM189 97V96H188ZM202 97V96H201ZM203 97H204V95H203ZM202 97V98H203ZM206 97V98H207ZM49 98V97H48ZM65 98V97H64ZM90 98V97H89ZM104 98V97H103ZM123 98V97H122ZM143 98V97H142ZM153 98V97H152ZM151 98V99H152ZM159 98H161V96L159 97ZM158 98V99H159ZM165 99H166V97H164ZM170 98V100L172 101V99L173 98H171V97H169ZM195 98V97H194ZM212 98V97H211ZM217 98V97H216ZM3 99V98H2ZM9 100H10V98H8ZM30 99V97L28 98V100ZM31 99H32V97H31ZM35 99V98H34ZM43 99L45 100V99H47V98H44L43 97ZM43 99H42V102H43ZM57 99V98H56ZM78 99H80V97L78 98ZM92 99V98H91ZM93 99H94V97H93ZM110 98H108L107 100H109ZM119 99H120V96H119ZM139 99V98H138ZM146 99V98H145ZM150 99V100H151ZM167 99H168V97H167ZM213 99V98H212ZM214 99H215V97H214ZM219 99V98H218ZM6 99H4L3 101H5ZM33 100V99H32ZM36 100V99H35ZM51 100V99H50ZM60 100V99H59ZM69 100H70V98H69ZM72 100V99H71ZM77 100V99H76ZM76 100H74L73 99V101H75V102H73V104L75 103H77L76 102ZM97 100V99H96ZM104 100V99H103ZM128 100H130V99H128ZM127 100V101H128ZM134 100V99H133ZM142 100V99H141ZM149 100V101H150ZM169 100V101H170ZM174 100V99H173ZM195 100V99H194ZM201 100H204V99H201ZM200 100V101H201ZM206 100V99H205ZM215 100H217V99H215ZM2 101V102H3ZM47 101H49V100H47ZM83 101H84V98H83ZM82 101V102H83ZM111 101V100H110ZM123 101H124V99H123ZM135 101V100H134ZM145 101V100H144ZM149 101H147V102H149ZM153 101V100H152ZM192 101V100H191ZM207 101H208V99H207ZM218 101V100H217ZM10 102V101H9ZM30 102V101H29ZM46 101H44V103H45ZM64 102H66L67 103V101L65 100ZM72 102V101H71ZM93 103H95L94 101H92ZM100 102V101H99ZM101 102H103L102 100H101ZM104 102H105V100H104ZM107 102V101H106ZM132 102V101H131ZM136 102V101H135ZM140 102H142V101H140ZM159 102V101H158ZM165 102V101H164ZM167 102V101H166ZM173 102V101H172ZM203 102H205V101H203ZM203 102H201L200 104L198 103V102H196V103H198V105H201V104H204ZM213 102V101H212ZM91 103V102H90ZM97 103V102H96ZM108 103V102H107ZM125 103V102H124ZM128 103H130V102H128ZM161 103H163V102H161ZM161 103H159V104H161ZM168 103V102H167ZM171 103V102H170ZM175 103V102H174ZM192 103H193V101H192ZM192 103H190V104H192ZM208 102H206V104H207ZM218 103H219V101H218ZM68 104H70L69 102H68ZM98 104V103H97ZM97 104H96V106H97ZM112 104V106H113V103H111ZM111 104H109V105H111ZM131 104V103H130ZM130 104H129V106H130ZM134 104V103H133ZM138 104V103H137ZM144 104H146L145 102H144ZM143 104V102H142V105H144ZM151 104V103H150ZM152 104H157V102H155V103H152ZM166 104V103H165ZM173 104V103H172ZM208 104H210V103H208ZM215 104V103H214ZM79 105V104H78ZM93 106H94V104H92ZM102 105H103V103H102ZM101 105V106H102ZM108 105V104H107ZM108 105V106H109ZM117 105V104H116ZM122 105V104H121ZM124 105V104H123ZM125 105H127V104H125ZM140 105H141V103H140ZM218 105V104H217ZM71 106H73V105H71ZM100 106V107H101ZM104 106H106V105H104ZM115 106V105H114ZM129 106H127V107H129ZM137 106V105H136ZM152 106V105H151ZM150 105L148 106V108L149 107H151ZM156 106H158V108H160L161 107V105H156ZM160 106V107H159ZM170 106H171V104H170ZM176 106V105H175ZM98 107V106H97ZM126 107V106H125ZM126 107V108H127ZM133 107H134V105H133ZM132 107V108H133ZM145 107V106H144ZM190 107V106H189ZM194 107V106H193ZM90 108H91V106H90ZM103 108V107H102ZM109 108V107H108ZM108 108H105V109H108ZM114 108V107H113ZM125 108V109H126ZM130 108V107H129ZM135 108V107H134ZM137 108V107H136ZM136 108H135V110H136ZM146 108H147V106H146ZM157 108V107H156ZM155 108V109H156ZM158 108L156 109V110H158ZM175 108V107H174ZM195 108V107H194ZM199 108H200V106H199ZM215 108V107H214ZM219 108V107H218ZM26 109H28L27 107H26ZM121 109H122V107H121ZM138 109H140V107L138 106ZM142 109H144V108H142ZM161 109H163L162 107L160 108V111H161ZM182 109H184V107L182 108ZM211 109V108H210ZM110 110V109H109ZM108 110V111H109ZM113 110V109H112ZM130 109H128V111H129ZM141 110V109H140ZM146 109H144L143 111H145ZM151 110V108L149 109V111ZM165 110V109H164ZM187 110V109H186ZM190 110V109H189ZM199 110H201V108L199 109ZM205 110V109H204ZM207 110V109H206ZM209 110V109H208ZM213 110V108L209 111L210 113H211V111ZM215 110H217V108L215 109ZM106 111L107 110H105V112H104V114L106 115L107 113H106ZM127 111V112H128ZM137 111V110H136ZM148 111V110H147ZM155 111V110H154ZM166 111H170V109H168V110H166ZM165 111V112H166ZM188 111V110H187ZM214 111V110H213ZM212 111V112H213ZM218 111V110H217ZM101 112V111H100ZM119 112H122V111H120L119 110ZM118 112V113H119ZM124 112V111H123ZM122 112V113H123ZM132 112V111H131ZM138 112H139V110H138ZM157 112V111H156ZM162 112V114H161V116L162 115H165V117H166V119H167V113L166 114H163L164 112H163V110L161 111ZM171 112V111H170ZM169 112V113H170ZM176 112H178V111H176ZM175 112V110H174V112H173V114H175V116H176V114H177V117H178V113H176ZM190 112H192V111H190ZM194 112V111H193ZM203 112V111H202ZM208 112V111H207ZM215 112V111H214ZM25 113V112H24ZM23 113V114H24ZM98 113V112H97ZM103 113V112H102ZM102 113H99V114H102ZM110 113H113V112H111L110 111ZM116 113V112H115ZM184 113V112H183ZM187 113V112H186ZM203 113H205V111L203 112ZM202 113V114H203ZM209 113V114H210ZM216 113V112H215ZM215 113L214 114H212V115H215ZM258 113H260V112H258ZM26 114V113H25ZM109 114V113H108ZM120 114V113H119ZM129 114V115H128ZM127 115L128 116H130V114L131 113H128ZM134 114V113H133ZM138 114V113H137ZM137 114H136V116H134L135 117V119L138 117L137 116ZM141 114V113H140ZM144 114H147L146 113V111H145V113ZM152 114V113H151ZM151 114H150V117H152L151 116ZM156 114V113H155ZM180 114V113H179ZM185 114V113H184ZM183 114V115H184ZM192 114V113H191ZM194 114V113H193ZM202 114H201V116H202ZM206 114V113H205ZM257 113H255V115H256ZM112 114H110V115H108L109 117L111 116ZM126 115V114H125ZM126 115V116H127ZM139 115V114H138ZM154 117H152V118H154V119H156V117L157 116H159V115H157L156 117H155V115L154 114H152ZM170 115H172L171 113H170ZM182 115V120H183V117L184 118H186L185 116H183ZM258 115H260V114H258ZM258 115H256L257 117H258ZM25 116V115H24ZM107 116V115H106ZM107 116V120H104L105 118H103V121H106L105 122V124H107V123H109V121L108 120H110V118ZM113 116V115H112ZM112 116H111V119H113L112 118ZM127 116V117H128ZM132 116V115H131ZM140 116V115H139ZM144 116V115H143ZM147 116H149V115H147ZM175 116H173L172 115V117L175 119ZM179 116H181V115H179ZM191 116V115H190ZM217 116H219V115H217ZM4 117V116H3ZM7 117H8V115L6 116V117H4L6 120H8L7 119ZM10 117V116H9ZM8 117V118H9ZM14 117V116H13ZM13 117H10L11 119L13 118ZM17 117V116H16ZM16 117H15V119H16ZM19 117V116H18ZM103 117V116H102ZM105 117V116H104ZM127 117H126V119H127ZM142 117V116H141ZM145 117V116H144ZM143 117V118H144ZM164 116H162V121H166V119H164L163 118ZM192 117V116H191ZM204 117L205 116H203V119H204ZM222 117V116H221ZM220 117V118H221ZM255 117V116H254ZM123 118V117H122ZM133 118V117H132ZM149 118V117H148ZM148 118H146L147 120H148ZM158 118V117H157ZM172 118V119H173ZM179 118V117H178ZM208 118V117H207ZM224 118V117H223ZM15 119H14V121H15ZM21 119V118H20ZM23 119V118H22ZM137 119H139L140 121H138ZM136 119V122L134 123V125H135V127H137V130H135L136 132H137V134H139V136H140V134L142 135V137H143V139H140V137L138 138V140L139 141H142V140H144V143H145V141H152V143L154 142V141H156L154 144H156L157 145V147L154 149V152H156V150H162V149H166V148H176L177 150H181V151H188V150H197V151H200V152H202L204 155H207V156H209V157H211V158H214L213 156H216V155H222V157L224 156V157H229V156H232V154H233V152H232V154L230 153V151L231 150H225V148H222L221 146V140H223L224 139V134L222 135L223 136V139H222V136H220L219 134V132H220V130L219 131H217V133H212V137L211 138H208V137H210L209 135L207 136V135H205V133H203V129H205V128H207L208 126H209V124L211 125H213L214 123H211L210 121V123H208V120H210V119H208V120H206L207 121V124H206V126L205 125H203V124H201L200 123V120L198 121L197 119H195L197 122H196V124H198V125H195L196 126V129L194 130L193 128H192V125L190 126V129L192 128V130H194L193 131V133H192V135L194 136V139L197 141V144H199V145H197V146H194V147H191L192 146V144H189L190 146H188V145H182L181 143L179 144V143H175V141H182V137H181V139L179 138V139H177V140H175L174 142H173V144H171V145H168L169 143H161V142H164V139H163V137L162 138H160L159 137V135H157L156 134V132H155V130H153L152 128V130L154 131V133H155V135L153 134V132H151L150 130H149V128H147L146 126H144V125H141L140 124V122L143 120L142 118V120L140 119V117H138ZM145 119V120H146ZM150 119V118H149ZM164 119V120H163ZM179 119H181V117L179 118ZM202 119V120H203ZM255 119H256V117H255ZM258 119V118H257ZM257 119H256V121H257ZM17 120H19V119H17ZM121 120V119H120ZM150 120H152V119H150ZM158 120V119H157ZM156 120V121H157ZM168 120V119H167ZM194 119H192V124H193V121ZM212 120V119H211ZM215 120V119H214ZM13 121V120H12ZM23 121V120H22ZM22 121H20V124H21V122ZM25 121H26V119H25ZM108 121V122H107ZM122 121H123V119H122ZM155 121V122H156ZM171 120L169 119V122H170ZM175 121V120H174ZM186 121V124H187V120H185ZM184 121V122H185ZM190 121H191V119H190ZM254 121V120H253ZM24 122V121H23ZM110 122H112V121H110ZM121 122V121H120ZM128 122V121H127ZM134 121H132V123H133ZM153 122V121H152ZM167 122V121H166ZM168 122V124L167 125H169L170 123ZM184 122H183V124H184ZM222 123L224 122L223 120L221 121ZM220 122V123H221ZM115 123H116V120H115ZM147 124H150V123H148V122H146ZM159 123H161L162 124V126H163V123L161 122V120L159 121ZM159 123H157L156 125L158 126L159 125ZM176 123V122H175ZM175 123H173L172 122V124H175ZM181 123V122H180ZM189 123V122H188ZM255 123V122H254ZM257 123V122H256ZM17 123H15L14 125H16ZM110 124V123H109ZM112 124H114V123H112ZM118 124V123H117ZM142 124H143V122H142ZM152 124L153 123H151V126H152ZM161 124H160V127H161ZM178 124H179V121H178ZM178 124H177V126H178ZM189 124H191V123H189ZM205 124V123H204ZM0 125H1V127H0V129L1 128H3L2 127V124L0 123ZM4 125V124H3ZM13 125V124H12ZM14 125H13V127H14ZM19 125V124H18ZM18 125H16L17 126V128H18ZM103 123H102V127H103ZM116 125V124H115ZM120 125H122L121 123H120ZM129 125H131V124H129ZM133 125V124H132ZM166 125V127H165V130H169V126H167ZM171 125V124H170ZM185 125V124H184ZM200 125V126H199ZM22 126V125H21ZM105 126V125H104ZM109 126V125H108ZM118 126H119V124H118ZM123 126V125H122ZM173 126V125H172ZM194 126V127H195ZM253 126H254V124H253ZM130 127V126H129ZM150 127V126H149ZM159 127V128H160ZM175 126H173V128H174ZM179 127V126H178ZM189 128V126H186L185 128ZM6 128H9L8 126H6ZM5 127L2 129L3 131H5V132H3L4 133V138H5V136L7 135V133L9 132L10 133V130L9 129H6ZM16 128V127H15ZM105 128H107V126L106 127H104V130H105ZM109 128V127H108ZM116 128V127H115ZM119 128V127H118ZM121 128V127H120ZM123 128V127H122ZM125 128V127H124ZM131 128V127H130ZM157 127L155 126V129H156ZM170 128H172V127H170ZM181 128H184V127H182L181 126ZM184 128V129H185ZM187 128V130H186V134L184 135L183 134V130L184 129H182V135H184L183 137H185L186 135H187V133L190 131V129H188ZM209 128V127H208ZM253 128V127H252ZM19 129V128H18ZM99 129H102L101 127L99 128ZM134 129V128H133ZM174 129H176V128H174ZM220 129V128H219ZM254 129V128H253ZM11 130H13V129H11ZM55 130H56V128H55ZM83 130V129H82ZM117 130V129H116ZM119 130V132H121L120 131V129H118ZM122 130V129H121ZM160 130H161V132L163 131L162 130V128H160ZM159 130V131H160ZM172 130V129H171ZM207 130V129H206ZM212 130V132H213V128L211 129ZM17 131V130H16ZM63 131V130H62ZM106 131V130H105ZM124 131H125V129H124ZM179 132H180V129L178 130ZM177 131V129H176V132H178ZM207 131H209V130H207ZM252 131V130H251ZM2 132V131H1ZM63 132H65V131H63ZM72 132V131H71ZM82 132V131H81ZM109 132V131H108ZM107 132V133H108ZM111 132V131H110ZM163 132H165V131H163ZM166 132H168V131H166ZM165 132V133H166ZM169 132H170V130H169ZM168 132V133H169ZM176 132H174V133H176ZM192 132V131H191ZM206 132V131H205ZM257 132V131H256ZM12 133V132H11ZM66 133V132H65ZM105 133V132H104ZM106 133V134H107ZM122 133V132H121ZM124 133V132H123ZM127 133V132H126ZM128 133H131V132H129V129H128ZM165 133H163V134H165ZM181 133H179V134H181ZM210 133V131L208 132V134ZM252 133V132H251ZM255 133V132H254ZM21 134V133H20ZM67 134H69V133H67ZM101 134H103V133H101ZM112 134H113V136L115 137L116 135H118V132L116 131V132H114V130H113V132H112ZM159 134H160V132H159ZM170 134H173V131H172V133H170ZM177 134V133H176ZM175 134V135H176ZM189 134V133H188ZM211 134V133H210ZM253 134V133H252ZM257 134V133H256ZM256 134H255V136H256ZM17 135V134H16ZM74 135V134H73ZM76 135H78L77 133H76ZM165 135H169V134H165ZM174 135V136H175ZM204 135V136H203ZM249 135H251V134H249ZM66 136V135H65ZM69 136V135H68ZM75 136V135H74ZM82 136L83 135H79V137H81L82 138ZM135 136V135H134ZM138 136V135H137ZM136 136V137H137ZM158 136V137H157ZM164 136V135H163ZM193 136H192V138H193ZM205 136H207V137H205ZM245 136V135H244ZM257 136H259V135H257ZM256 136V137H257ZM1 137L3 138V136H2V133H1ZM7 137H9V136H7ZM17 137L19 138V135H17ZM72 137L73 136H71V138H69V141L72 139ZM87 137V136H86ZM168 138H169V136H167ZM246 137V136H245ZM253 138H254V136H252ZM10 138V137H9ZM8 138V139H9ZM20 138L22 139V137L20 136ZM19 138V139H20ZM24 138V137H23ZM122 138H125V137H122ZM128 138V137H127ZM167 138V139H168ZM171 138V137H170ZM242 138V137H241ZM251 138V137H250ZM252 138V139H253ZM258 138V137H257ZM257 138H255V140L257 139ZM11 139V138H10ZM33 139V138H32ZM65 139H67L68 140V138H67V136H66V138ZM73 139H74V137H73ZM72 139V140H73ZM95 139V138H94ZM104 139V138H103ZM129 139V138H128ZM167 139L165 140V141H167ZM194 139H192V140H194ZM198 139H200V141L201 142H203L204 140H205V144H204V142L203 143H201V142H199L198 143ZM244 139V138H243ZM247 139V138H246ZM252 139H250V140H252ZM259 139V138H258ZM261 139V138H260ZM6 140V139H5ZM4 140V141H5ZM23 140V142H25L24 141V139H22ZM26 140H28V139H26ZM75 140V139H74ZM79 140V139H78ZM82 140V139H81ZM88 140V139H87ZM93 140V139H92ZM97 140H98V138H97ZM157 140H162L161 142H159V141H157ZM171 140V139H170ZM184 140H186V139H184ZM189 140V139H188ZM187 140V141H188ZM194 140V142H196ZM225 140H227V144L229 143V141H228V136H225ZM224 140V141H225ZM248 140V139H247ZM254 140V141H255ZM11 141V140H10ZM35 141V140H34ZM37 141V140H36ZM53 141H55V140H53ZM126 141V140H125ZM133 141V140H132ZM134 141H136L135 139H134ZM168 141H169V139H168ZM223 141V142H224ZM257 142L259 141V140H256ZM6 142V141H5ZM15 142H17L18 143V141H15ZM14 142V143H15ZM37 142H39V141H37ZM48 142V141H47ZM56 142V141H55ZM81 143H82V141H80ZM127 142V141H126ZM130 142H131V139H130ZM185 142V141H184ZM193 142V143H194ZM256 142V143H257ZM11 143V142H10ZM16 143V144H17ZM22 143V142H21ZM31 143L33 144V142L31 141ZM48 143H51V142H48ZM47 143V144H48ZM60 142H58V144H59ZM78 143V142H77ZM80 143V144H81ZM88 143V142H87ZM91 143H92V141H91ZM136 143H138V142H136ZM140 143V142H139ZM138 143V144H139ZM146 143H148V142H146ZM145 143V144H146ZM183 143V142H182ZM187 143H189V141L187 142ZM224 143H226V142H224ZM246 143H247V141H246ZM12 144V143H11ZM10 144V145H11ZM41 144V143H40ZM46 144V143H45ZM45 144H44V147H46L45 146ZM57 144V143H56ZM68 144V143H67ZM90 144V143H89ZM127 144V143H126ZM133 144V143H132ZM140 144H142V147L144 148V146H145V144H143V143H140ZM196 144V143H195ZM250 144V143H249ZM249 144H245L246 146H244L243 144H242V146L243 147H245V148H241V149H239V150H241L240 151V153L242 152V151H246V152H248L249 154L251 153L252 154V152L253 153H255L254 151L256 150H253L252 151V148L251 149H249V147H248V145ZM252 144H254V142L252 143ZM258 144V143H257ZM39 144H37V146H38ZM48 145H50V144H48ZM79 145V144H78ZM149 143H148V147H149ZM259 145V144H258ZM264 145V144H263ZM81 146V145H80ZM87 146L88 145H86V149H87ZM90 146V145H89ZM129 146V145H128ZM141 146V145H140ZM147 146H145V148L147 147ZM152 145H150V147H151ZM155 146V145H154ZM162 146H164V147H162ZM252 146V145H251ZM250 146V147H251ZM12 147V146H11ZM40 147H42V148H44L42 145L40 146ZM50 147H52V146H50ZM54 147V146H53ZM69 147V146H68ZM83 146H81V148H82ZM133 147H135V145L133 144ZM147 147V148H148ZM257 148H258V146H256ZM260 147H262V146H260ZM260 147H259V149H258V151L257 152H259V150H263V148L262 149H260ZM264 147V146H263ZM48 148V147H47ZM70 148V147H69ZM75 148V147H74ZM76 148L78 149V147H77V145H76ZM80 148V149H81ZM136 148V147H135ZM140 148V147H139ZM143 148H141V149H143ZM153 148V147H152ZM255 148V147H254ZM40 149V148H39ZM45 149V148H44ZM80 149H78V150H80ZM83 149V148H82ZM85 149V148H84ZM140 149V150H141ZM226 149H228V148H226ZM2 150V149H1ZM4 150V149H3ZM7 150V149H6ZM14 150V149H13ZM13 150H11V151H9L10 152V154H9V156L11 157L10 159H12V157H13ZM131 150H132V152L134 151L133 150V148H132V146H131ZM137 150H138V148H137ZM70 151H72V150H70ZM85 151V150H84ZM135 151H136V149H135ZM134 151V152H135ZM139 151V150H138ZM143 151H144V149H143ZM142 151V152H143ZM149 152L151 151V148L148 150ZM235 151H237V150H235ZM2 152V151H1ZM246 152L245 153H242V154H246ZM256 152V153H257ZM3 153H6V152H3ZM8 153V152H7ZM70 153H72L73 154V152H70ZM75 153V152H74ZM136 153V152H135ZM144 153H145V151H144ZM143 153V154H144ZM237 153V152H236ZM255 153V154H256ZM264 153V152H263ZM19 154V153H18ZM83 154V153H82ZM139 153H136L135 155H138ZM235 154V153H234ZM239 153H237V155H238ZM258 154H260L261 155V151H260V153H258ZM258 154H257V156H258ZM73 155H75V157H77V155H76V153L75 154H73ZM72 155V156H73ZM79 155H81V154H79ZM253 156H254V154H252ZM251 155V156H252ZM263 155V154H262ZM6 156H8V155H6ZM19 156H20V158H22V160H19L18 158H16V157H13V163H12V165L10 164V165H5V166H0V230L2 229L3 231H6L7 232V235H5V236H0V264H8V261H7V259L8 258H10L11 257V255L13 254V252L11 251V250H9V249H7L3 244L6 242V241H13V246H14V248L17 250V252H18V257L17 258H15V259H11V260H9V261H13L12 263L13 264H21V262H22V258H24V257H26V256H28V254H29V252H34L35 250H36V248H37V244H38V241H36V240H34L33 239V231H35V229H31L30 231H28V229L25 227V225H24V221H26L28 218L29 219H31L32 217H40V218H38V220H43V216L42 215H39V213L37 214L36 212V214H31V210L30 211H28V207L27 206H29V205H33V204H35V205H41V204H45V202H49V201H52V202H54V200L55 199H48L47 200V194H44V191H43V188H44V186L43 185H45V184H43L42 183V179H40L39 178V172L41 173V165H40V161L41 160H38V158L37 159H35L36 160V164H37V167H32V166H28V168L27 167H23L22 166V163H24V157L22 156V153H20L19 154ZM35 156H37V154L35 153ZM83 156H84V154H83ZM89 156H91V154L89 155ZM88 156V157H89ZM115 157H117L116 155H114ZM133 156V155H132ZM139 156V155H138ZM1 157V156H0ZM38 157V156H37ZM74 157V156H73ZM80 157V156H79ZM85 157V156H84ZM137 157V156H136ZM72 158V157H71ZM86 158V157H85ZM114 158V157H113ZM118 158V157H117ZM140 158H142V157H140ZM261 158V157H260ZM260 158L258 157L257 159H259V160H257V161H261V163H259L260 165H262V163H264V161H263V159L262 160H260ZM263 158H264V156H263ZM75 159V158H74ZM121 159V158H120ZM119 159V161L121 162V160ZM136 159V158H135ZM137 159H138V157H137ZM137 159H136V161H137ZM145 159V158H144ZM191 159V158H190ZM118 160V159H117ZM134 160V157H133V159H132V161ZM140 160V159H139ZM251 160V159H250ZM253 160V159H252ZM250 161L251 162V164H249V165H247L248 167H251V166H253L252 165V162L255 160H253V161ZM8 161V160H7ZM111 161V160H110ZM116 161V160H115ZM114 161V162H115ZM130 161V160H129ZM142 160H140V162H141ZM256 161V162H257ZM3 162H5V160L3 161ZM72 162V161H71ZM80 163H82L83 161H79ZM103 162V161H102ZM118 162V161H117ZM135 162V161H134ZM138 162V164H143V163H145V162H142V163H139V161H137ZM136 162V163H137ZM148 162V161H147ZM249 161H248V163H250ZM255 162V161H254ZM8 163V162H7ZM69 163V162H68ZM84 163V162H83ZM92 163H93V160H92ZM112 163V162H111ZM131 163V162H130ZM168 163H170V165L172 164L171 162H168ZM174 163V162H173ZM179 163V164H178ZM177 163V165H176V167H178L179 169H178V175H180V176H177V177H179V179H178V181H179V183H181V185L180 184H178L177 186H179L180 185V187H179V189H176L177 190V193H178V198L176 197V196H172L174 193H172V192H170V193H168V194H164L163 192H160V191H162L161 189H159V190H157V187H156V190L157 191H159L160 192V194H162V195H158V196H155L154 195V197H152L153 195H151V194H148V195H146V193H145V195L146 196H141L142 198H140V197H138L137 195H135V196H137V197H133V200H135V201H127L126 203H128V204H130V203H137V204H139V205H141L142 206V208L140 209H138L137 211H135V212H132V210H131V213H129L128 211L127 212H125L124 213V216H123V218H124V221H121V222H118L117 223V227H118V229H120V231H122V233H123V236H122V239H121V243H120V245L118 246V250H119V252L121 253V255L123 254V256H125L126 255V253L128 252L127 251V247L129 246V245H131L132 243H136L137 241H139V242H141L142 243V237L143 236H145L146 237V239L143 241V246L144 247H146V249L148 250V251H146L147 252V254L149 255V253L150 254H152V251H153V246L151 245V244H149V243H146V241H147V239H148V237H149V232L145 235V230L144 229H148V226L149 225H147L146 224V222L147 221H149L150 219H156V218H159V219H161V220H167L168 218H170V221H171V224L169 225V227L167 228V230L169 231V233H170V236H171V238L173 239V238H175L176 236H181V238H184V239H186V242H185V245L183 246L184 247V249H185V254H186V259L184 260L185 261V263L186 262H189L190 264H219V262H214L213 261V259H214V257L217 255L216 254V252L220 249V246H222L221 245V242H220V240H219V235H218V228L216 229L215 228V223H214V221L216 220V212H215V208L216 209H218V206L216 205V199L214 198V196L212 195L211 196V202H210V199L209 198H207L205 195H204V192H203V190H202V188L201 189H195L194 188V186H193V184H192V182H193V173H194V171H196L197 169H198V167L197 166H187V165H184V164H182V162H178ZM0 164H3V163H1L0 162ZM6 164V163H5ZM94 164V163H93ZM96 164V163H95ZM100 164V163H99ZM102 164V163H101ZM114 164H117V163H114ZM134 163H131V165H133ZM163 164H165L164 166L162 165H158V167H156V170H155V166H153V165H150V164H147V165H145L144 166V168L143 167H141V165H135L136 167V172H137V174L138 173H141V172H146L145 170H149V171H151L152 169L153 170H155V172L156 171H162V173H166V172H168V171H170L171 169H172V166H169V164H167L166 165V163L164 162ZM174 164H176V163H174ZM254 164V163H253ZM256 164V163H255ZM20 165V166H19ZM88 165V164H87ZM130 165V164H129ZM243 165H244V163H243ZM242 165V166H243ZM257 165V166H256ZM255 166L256 167H258L259 168V166L260 165H258V164H256ZM49 166V165H48ZM96 166H97V164H96ZM99 166H101V165H99ZM99 166H97L96 168V171L95 172H97V170L98 171H100V173L101 174H99V175H102V170L103 169H105V168H101V167H99ZM104 166V165H103ZM122 166V165H121ZM134 166V165H133ZM123 167H125L124 165H123ZM247 167V168H248ZM51 168H53V167H51ZM62 168V167H61ZM131 168V167H130ZM135 168H133L132 167V169H135ZM195 168H196V170H195ZM246 168V167H245ZM244 169V171L246 172V190H247V193L244 195H240L241 197H243V198H237L238 199V201L237 200H234V201H237L236 202V204L235 205H233V206H235L234 207V209L236 208L238 211H240L239 210V208H240V206L242 205V204H245V203H243V202H246L247 203V201L248 202H250V203H256L257 201L255 200V197L252 195V193H251V191L253 190V189H255V188H257V187H259V184L255 181V179H257L258 180V178L255 176V175H252V173L250 172V170H248V169ZM258 168H256V169H258ZM77 169L79 170V168H78V166H77ZM81 169H82V166H81ZM80 169V170H81ZM102 169V170H101ZM107 169H108V167H107ZM110 169V168H109ZM125 169V168H124ZM127 169V168H126ZM129 169V168H128ZM139 169H141V172H139ZM142 169H143V171H142ZM173 169H174V167H173ZM172 169V170H173ZM177 169V168H176ZM251 169V168H250ZM254 169V168H253ZM256 169H254V170H256ZM261 169V168H260ZM259 169V171H261ZM65 170V169H64ZM72 170V169H71ZM83 170V169H82ZM94 170V169H93ZM92 170V171H93ZM263 170H264V166H263ZM12 171V172H11ZM77 171V170H76ZM75 171V172H76ZM176 171V170H175ZM238 171V170H237ZM243 171V172H244ZM251 171H252V169H251ZM54 172V171H53ZM73 172V171H72ZM94 172V173H95ZM104 172V171H103ZM122 172H127V170H123V168L122 167H118V165H116V168H115V170L112 172V174H110L109 172L108 173H106L107 175L109 174V182L108 183H103V182H101V184L100 185H104L103 186V188L105 187V189H110L109 190V192H114V194L116 195V197H117V195L119 194V196L121 195V196H123L125 193H123L124 192V190H125V187H126V189L128 190V188H129V184H127V186H128V188H127V186L125 185V180H124V182H123V175H121L122 174ZM131 172V171H130ZM240 172V171H239ZM242 172V171H241ZM244 172V173H245ZM250 172V173H249ZM256 172H258L257 170H256ZM262 172V171H261ZM15 173V174H14ZM66 173V172H65ZM64 173V174H65ZM91 173V172H90ZM135 173V172H134ZM160 173V172H159ZM263 173H264V171H263ZM51 174V173H50ZM53 174V173H52ZM59 174V173H58ZM73 174V173H72ZM105 174V173H104ZM125 174V173H124ZM127 174H129L128 172H127ZM136 174V173H135ZM144 174V173H143ZM196 174H197V172H196ZM249 174H251L252 176H250ZM261 175H262V173H260ZM89 175V174H88ZM90 175H92L93 177L95 176V175H93V174H90ZM107 175H105V176H107ZM133 175V174H132ZM132 175H130V176H132ZM162 175V174H161ZM258 175V174H257ZM43 176V173H41V177ZM103 176V175H102ZM243 176V174L241 173V177ZM263 176V175H262ZM58 177H59V175H58ZM87 177V176H86ZM93 177H91V178H93ZM129 177V176H128ZM133 177V176H132ZM244 177V176H243ZM90 178V177H89ZM129 178H131V177H129ZM129 178H127V179H129ZM150 178H152V177H150ZM56 179V178H55ZM88 179V178H87ZM133 179V178H132ZM161 180H162V178H160ZM159 179V180H160ZM89 180L90 179H88V182L87 183H89ZM95 180H98V177H97V179H95ZM150 180V179H149ZM158 180V181H159ZM161 180H160V182H161ZM165 180V179H164ZM177 180V179H176ZM133 181V180H132ZM151 181H154V180H151ZM264 181V180H263ZM92 182L93 181H91V183L90 184H92ZM126 182L128 183H130L131 182V179H130V181H127L126 180ZM160 182H158L159 184H160ZM150 183H152V182H150ZM157 182H155V184H156ZM162 183V182H161ZM164 183V182H163ZM162 183V184H163ZM202 183H203V181H202ZM262 183V182H261ZM264 183V182H263ZM262 183V184H263ZM153 184H154V182H153ZM93 185H95V184H93ZM156 185H158V184H156ZM261 185V184H260ZM96 186V185H95ZM97 186H98V183H97ZM153 186V185H152ZM93 187V186H92ZM102 187V186H101ZM150 187L151 186H149L148 188L150 189ZM160 188V187H159ZM261 188V187H260ZM99 189H100V187H99ZM148 189V190H149ZM152 189V188H151ZM155 189V188H154ZM252 189V190H251ZM262 190V189H261ZM100 191V190H99ZM46 192V191H45ZM101 192V191H100ZM132 192H134V190L132 191ZM131 192V193H132ZM145 192V191H144ZM72 193V192H71ZM131 193L129 194L130 195V197H132L131 196ZM158 193V192H157ZM264 193V192H263ZM53 194V193H52ZM94 194V193H93ZM123 194V195H122ZM152 194H154V193H152ZM156 194V193H155ZM54 195H55V193H54ZM75 195V194H74ZM91 195V194H90ZM102 195V194H101ZM134 195V194H133ZM144 195V194H143ZM50 196V198H51V196L52 195H49ZM100 196V195H99ZM118 196V197H119ZM117 197V198H118ZM127 197V196H126ZM87 198V197H86ZM92 198H94L93 196H92ZM92 198H91V200H92ZM84 199V198H83ZM88 199H90V198H88ZM80 200V199H79ZM82 201V200H81ZM88 202V201H87ZM225 203H226V200L224 201ZM230 202V201H229ZM82 203V202H81ZM84 203H86V202H84ZM231 204H234V203H232V200H231V202H230ZM160 204H169L168 206L169 207H167L168 209H169V211H171L169 214L168 213H166V212H156V210H158L159 208H160ZM255 205V204H254ZM22 206V207H21ZM159 206V207H158ZM252 206H253V204H252ZM247 207H249V206H247ZM34 208V207H33ZM230 208V207H229ZM228 208V209H229ZM233 208V207H232ZM251 208V206L249 207V210L248 211H246V212H241V214H244V215H246V214H250L251 212H252V208ZM248 209V208H247ZM233 210V209H232ZM236 210V211H237ZM33 211V210H32ZM34 213V212H33ZM179 215H181V217H179ZM239 215V214H238ZM26 218H25V217ZM248 216V215H247ZM168 217V218H167ZM167 218V219H166ZM247 219L248 218H250V216L249 217H246ZM218 222V221H217ZM219 223V222H218ZM232 224V223H231ZM231 224H229V225H227V227L228 226H230L232 229H233V225H231ZM217 227V226H216ZM222 227V226H221ZM226 227V226H225ZM235 227V226H234ZM141 228H143L142 230H141ZM229 228V227H228ZM228 228L226 229V230H228ZM232 229L231 230H229V231H232ZM235 229V228H234ZM223 231H225V230H223ZM226 233H227V231H226ZM230 233V232H229ZM31 234L32 236H29V235ZM144 234V235H143ZM231 234V233H230ZM232 236H233V234H231ZM26 236H28V237H26ZM32 240V241H31ZM244 245V244H243ZM246 246V245H245ZM139 247V246H138ZM224 247V246H223ZM247 247V246H246ZM243 249H244V247H243ZM246 249V248H245ZM249 250H250V248H248ZM45 251H47V252H49V247H46L45 248ZM224 251V250H223ZM247 251L248 250H246V252L245 253H247ZM252 252L254 251V250H251ZM219 252V251H218ZM248 252H250V251H248ZM252 252H250V253H252ZM193 253V254H192ZM250 253H248V255L249 256H252ZM255 253H259V252H256L255 251ZM261 253V252H260ZM259 253V254H260ZM220 254V253H219ZM218 254V255H219ZM252 254H254V252L252 253ZM258 254V255H259ZM189 255H191V256H189ZM245 255H247V254H244L243 256H245ZM249 256H248V258L246 259V263L245 264H264V261L262 260H260V261H250V260H248L249 259ZM262 256V255H261ZM40 257V259L41 260H44V256L43 255H40L39 256ZM247 257V256H246ZM245 257V258H246ZM259 257L260 256H258L257 258L259 259ZM193 258V259H192ZM217 258V257H216ZM244 258V259H245ZM261 258V257H260ZM219 259V258H218ZM256 259V258H255ZM254 259V257H253V260H255ZM252 260V259H251ZM36 262H37V260H36V257H33V259H32V261H31V263L30 264H36ZM245 262V261H244ZM113 264L114 263V261H111V262H106V264ZM121 264H123V262H121Z\"/></svg>",
  "mask_w": 264,
  "mask_h": 264
},
{
  "label": "crops",
  "instance_id": "0c3cea01",
  "mask_svg": "<svg viewBox=\"0 0 264 264\" xmlns=\"http://www.w3.org/2000/svg\"><path fill=\"white\" fill-rule=\"evenodd\" d=\"M216 204H217V202H216ZM215 212H216V219H217V221H219V215H218V212H217V209L215 208Z\"/></svg>",
  "mask_w": 264,
  "mask_h": 264
}]
</instances>
